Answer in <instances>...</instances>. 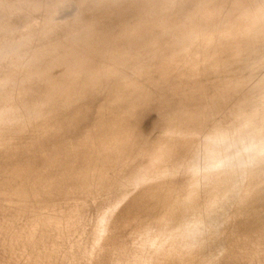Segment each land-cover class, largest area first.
Here are the masks:
<instances>
[{
  "label": "rangeland",
  "instance_id": "obj_1",
  "mask_svg": "<svg viewBox=\"0 0 264 264\" xmlns=\"http://www.w3.org/2000/svg\"><path fill=\"white\" fill-rule=\"evenodd\" d=\"M16 1L18 2L19 0H16ZM26 1L27 0H24L22 2V0H21L18 3L15 2V0L14 1L13 0L12 1L11 0L8 1L9 3H12L14 6L18 5V8L16 7L17 10L14 12V14H11L7 10L6 11L8 13L6 11L4 12L3 10H0V18H10L12 22H15V26H16V27L14 26L15 28H11V29H6V30L0 31V49H3L4 46L6 45L4 42H2L4 37L10 36V35H14V36L20 37L17 34L20 33V32H25V31H27V34H29V33L31 34L32 31L30 29H32L35 26L39 25V24H37L38 23L37 19L28 18L26 16H23L24 13H26V12H28V11L33 9L32 8L33 6H29V4H28L30 0L27 1V2ZM39 1H40L41 4H43V2L45 3L47 0H43V1L39 0ZM187 1L188 0L184 1V2L187 3V5L185 7L181 6V5L184 4V3H182L183 0L182 1L180 0V2L178 1L179 2V3L177 2L178 6L182 7V9L185 11L186 7L189 9V7L194 5V7L190 8L189 11L190 10L194 11L195 8L198 11L195 10L196 12L194 11L193 12L194 14L193 13L191 14V12L189 13L187 8H186V10L188 12L187 11H185V12L182 11L184 13V17L182 15L183 13L180 14V15L183 17V18L182 17L181 18L184 20V22H187L191 18L189 16V14H191L192 17H194V15L195 16L196 15L200 16V15L203 14L205 9L206 10L204 12V15H205V17L207 16L206 18L204 17V19H200L199 20L200 23L198 21L196 22L197 24L195 23V25H197L198 27L195 26L194 24H192V27L190 26L191 30L195 29L194 31H196L197 33H198V31H199V33L201 31H202V33H204L203 31H205L207 33H212L214 25H215L214 31H216L218 29L216 32H218L220 29L221 30L222 29L228 30V28L231 27L232 29L238 30V32L235 33V34H237L236 36L239 39H237L236 36L229 37L227 34H223L224 36H218V35L216 36L215 35L214 36L215 38L214 37L212 38V39H214L215 42L212 39L210 40V42L209 41H205L204 42V40L202 38H200L201 34L196 35L197 33H195L193 39H195L197 36L199 38H196L197 40L195 39V41L191 38L194 41V43L190 39H189L190 41H187L188 40L187 37H186L187 39L185 40L187 42H185L184 41L185 37H183V36H182V38L180 37V35H181L180 33L181 32L177 33V32L180 31V30L177 31L178 27L180 29V25H178V27H177L174 24V23H178L179 20L176 19L177 22H175L176 20H174V21L172 20L173 18L175 19V17L178 16L179 12H181V8L178 7V9L176 10L177 5L175 6V4H174L175 8L171 9L172 10V14L170 12L169 13L171 15H173L175 13V12L173 13V10H176V12H178V14L177 15L174 14L173 18L170 16L172 19L168 18V16L170 15V14L168 15V13H167V15H168L167 17H165V16L163 17L165 19L168 18V20H170L168 22H172L173 21L174 23L172 22L170 24H167L168 22H167V19H166V22H167V23L165 22L166 24L164 22L162 23V21H160V22L157 21L155 23L153 22V24H151L152 20L156 21L155 18L158 19V16H160V15L162 16V14H160V12H162V11H159V15L158 16L156 15V13H155L156 11H155L154 14L157 17L154 14L150 15V18L152 16L155 17V18L152 17L153 19L151 21H149V22L147 20L145 22H144V20H142L141 23H140V21H139L138 23L142 24V25H140V24H138L136 22V20H133V18H134L133 14H135V13L131 12L132 15L130 14L129 17L127 16V19H126L125 25H124V29H123V31H120V35L116 36V33L109 32L108 35L111 34L110 35L111 39L109 38V36L106 35L107 39L103 40L104 43H106L105 41H107L108 45H107V43L106 44L102 43V45L98 44L101 48H102V46H104L102 48V50H104V51H105L104 48H108L109 44H110V47H112L111 46V42H113L114 40L115 41L112 43L113 47L117 46V45H114V44L115 43L117 44V42H120V41H121L120 42L121 44H125V45H123L124 47L127 46V45L128 46L131 45V47H133V48L127 46L126 48L128 49V51H124L125 52L124 54L122 53L123 50H127V49L126 48H122L123 46L121 44H120L121 45L120 47L123 50L120 49L119 45H118L117 48H115L116 51L118 50L117 51L118 53L112 47L110 49H107L108 50V51L106 50L107 52L105 51L106 54L103 51V53H104L103 54V53L100 52L101 48L97 46V43L94 40H92V41L90 40L88 43H86L84 45H82L81 43H78V42H77V44L72 43L70 41V39H69V35H63L61 33L60 29H63V28H59V29H57V35H56V38H55V39H57L56 40V45H54L53 48L50 46V47H47V49H43V50H30V54L35 53L37 51H42L41 55H45V56L39 57V59H37V61L35 62V67H36V69H38L39 73L37 72V74L35 73L34 75H30L28 72H26L25 70H21V69L12 70L11 72L7 73V77L9 78V81H8L9 85L6 82L7 86L3 85V88L2 87L0 88V111L1 110L2 111L3 110H7V111L13 110V112L10 111L12 114L9 112V113H7L8 116H7V114H6V116L10 117L11 115H13V113L14 114L16 113V115L14 117L12 116L13 119H12V117H10L7 123H6V120L8 118L6 116H5L6 117L5 120L1 119L3 122L5 121L4 122L5 124H8V125H6V129L9 127V125H11L9 128L12 131L9 132V130H8V132L11 133V135H10L8 132L6 134V132L4 131L6 129H0L1 131H3L2 133L0 131V135L2 136L3 133H5L4 135L7 136V137L5 136L6 137L5 139L7 141L4 140V137H3L4 135L2 136L3 138L0 137L1 139H3V140L0 141L1 142L0 143V146H1L0 158L3 160V164L0 163V166H1L0 167V169H1L0 172L1 171L9 172L8 174H10V171H12L11 172L12 175L14 174L13 172L16 169H17V172H15V175H13V176L11 175V177H10V175H6V173H4V175H0V177H1L0 180L2 181V182L0 181V189H1L0 193L3 194L5 191L6 192L4 194L8 193L9 191L10 192H12V191L14 192V190H16L14 188H18L17 189L18 191H16L17 193L20 192V191L21 192L18 193V196L16 194H14L15 192L14 193L12 192L14 195L13 194L11 195L10 193H8L6 195L3 194L2 197H1V194H0V199L2 201V202H0V205H1L0 209L6 207V206L3 205V204H5V205L8 206L7 207L8 210H10L13 207V205H15V207H13V209L14 208H15V210L16 209L17 210L21 209V210H24V211H21V214L19 216H16L17 214L15 215L14 212L10 213L9 221H10L11 224L14 222L15 226L11 229V231L13 233H9L7 236H5L4 239H2L0 241V264H69V263L70 264H79V263L80 264L81 263L87 264L88 262H89L88 264H96V260H97L96 258H99L100 256H107L105 258L107 260H111V259H113L114 256L118 255V249L115 247V243L119 239V232L120 231L123 234L129 232L125 236V238H123L125 242H126V240H127V238H128L130 233H134L132 235L133 239H138L141 234H146L145 238H143L139 242L140 245L134 244V245H129V246L126 247L128 250H130V251H132L134 253L142 254L143 257H144L143 261H145V264H152V263L153 264H159V261H154L155 260V255H157V254H160V256L158 258V259H160V264H231V263L232 264H264V154H263L264 153V139L263 140H261V139L257 140V143H259V147H258L257 150H259V151H258V153L256 155L257 158L255 156L256 159L254 158V160L248 161L247 159L245 160L246 156L245 155L243 156V158L245 160L244 164H246V162H247L246 165L243 164V167H242V165H240V166L234 165L233 164V159L234 158L225 159V157L220 156L222 154V151L220 149L221 145H216L215 148H212V147H209L208 144L205 142V140L208 139V137H211L212 135H216L217 132L223 133V131H224V133L229 131L228 132L229 135L232 136L233 139H234V140H231L230 142H232V141L236 142V140L239 137L235 133H236L237 130L241 131V127H242V129L244 128L245 131L242 130V131H244V133L241 131L242 133H239V134H248L246 132H249V131L252 130L251 131L252 133L249 132L250 134L261 133V134L264 135V125H263L264 122L262 121L260 116L257 117V118L258 119L260 118L261 120H258V119L253 117L254 119L258 120V122H257L258 124H256V121L253 120V118H251L252 113L254 112L253 111L254 108L251 107L252 104H250V106H249V104L246 105V103H245V106H243L244 108H247V109L249 108L248 109V114H246L247 112L245 113L244 111H247V109L244 110V108H243V111L239 112L238 106L236 107V103L233 102L234 101V97H233L234 95L236 96L235 100H238L239 98L241 100V98H243V96L245 95L246 97L248 96L249 98L252 97L251 100L254 102V100L257 97V95L259 93L262 94V91H261V90H263L262 88L259 87L260 90L259 89L258 90L260 92L256 91L255 88H257L256 81L258 79L264 78V60H263L264 56H262V55H264V25H263L264 24V22H263L264 21V16H263V18H260L261 20L260 19L258 20L260 23L258 21H256L257 23L256 22L254 23L253 28H251V30L248 29V28H243V23H240L238 25V29H237V27L236 28L232 27V25L237 26V23H238V18L237 17L240 14V10H238L239 7L240 8L241 7H245V9L248 12H249L248 9L251 8L250 12H252V11H254L253 9H257V8L261 7V5L264 6V0H262V1L261 0H257V1L254 0L253 2H251L252 0H249L250 2H248L247 0H244V1L243 0H226L227 2L225 0H219V1L217 0V2H214L216 0H213V1L212 0H208V1L207 0H201L202 2L200 0H197L198 2L200 1L202 4L205 3L203 5H205V6L208 5L211 8L208 7V6L205 7L202 4L199 6V4H198V2L196 0H195V2H194V0H191V1L189 0L190 2H189V5H188ZM206 1H207V4H206ZM231 1L232 2L234 1V2L232 3ZM235 1H237V2L235 3ZM240 1H242V2H240ZM259 1H261V3ZM192 2H193V5H190V3L192 4ZM153 3H155L154 0H153ZM194 3L197 5V7H196V5ZM210 3L213 6H211ZM228 3H229V5H228ZM222 4H224V5H222ZM225 5H226V7H225ZM249 5H251V6H249ZM27 6H28V8H27ZM154 6H156V5L154 4ZM24 7H25L24 11H21L20 8H24ZM198 7H200V9H197ZM214 7H216V9ZM179 8H180V11H178ZM213 8H214L215 13L213 11ZM224 8H226V9H224ZM0 9H1V7H0ZM200 10H202V11L199 13ZM210 10H212V12H210ZM20 11H21V13H19ZM217 11H219V12H217ZM230 12H231L232 15L230 14ZM185 14L188 15L189 18H187V16ZM215 14L217 15L216 16L217 19L214 17ZM221 14H222L223 17L221 16ZM163 15H166V14H163ZM180 15L178 16L179 19H180ZM211 15H213L212 16V20H211ZM198 16H196V17H198ZM209 18H210V20L212 22L209 20ZM220 18H222V19H220ZM225 18L227 19L226 21H225ZM182 19H181V21H182ZM230 19H231V21H230ZM158 20H161V18L158 19ZM162 20H164V19H162ZM221 20H223V21H221ZM130 21H133V22L130 23ZM227 21H229V22H227ZM147 22L149 23V25H148ZM201 22H202V24H201ZM203 22H204V24H203ZM210 22H211L212 26H211ZM218 22H219V25H218ZM261 22H262V24H261ZM160 23H162V24H160ZM128 24H130L131 26L128 25ZM155 24H156V26H155ZM207 24L210 25V27ZM258 24H261V25H258ZM73 25L74 26H78L80 24L75 22ZM205 25H207L206 26L207 28L204 27ZM217 25L219 26V28H218ZM128 26H130V27H128ZM147 27L149 28V30H148ZM200 27H201V30H200ZM222 27H224V28H222ZM259 27H261V28H259ZM154 28H156L155 32H154ZM175 28H177V29L174 32H176V34L178 36L175 38V34H174V36L171 38V35H169V36L167 35L168 37H170V41H169L170 43L168 42V44H166L167 41L169 40V38L166 36L165 32H167V34H168V33H170V31H173ZM204 28L205 29L209 28L208 29L209 31L205 30ZM150 29H151V31L153 33L150 32ZM157 29H158V31H157ZM169 29H170V31H169ZM261 29L263 31H261ZM139 30H144V31L146 30V31L144 33H143V31L142 32L140 31L139 32L140 35H139L138 34ZM162 30H167V31H164V33H163L167 37V41H165V42L163 40H161V38H155L154 37V35L156 34V31L158 33L157 34L158 37L160 36L159 35V31H160L161 36L163 37V35H162L163 31ZM188 30H189V28H188ZM257 30H259V31H257ZM147 31H148V33H147ZM210 31H212V32H210ZM216 32L214 34H216ZM134 33H135V35H134ZM173 33H172V35H173ZM261 33L263 34V36H262ZM136 34H138V36ZM141 34H144L142 36H144L146 38L147 37L149 38V36H150L151 37V38H149L150 41H148L144 37L143 38L146 39L147 41H145L144 39L140 40ZM145 34L146 35L149 34V36H146ZM152 34H154V35H152ZM256 34H258V35L256 36ZM142 36H141V38H142ZM246 36H247V38H246ZM136 37L139 38V42L137 41L138 38H136ZM166 37L164 39H166ZM231 38L233 40L234 39L235 40L233 41ZM241 38H242L243 42H242ZM50 39H52V36H51ZM175 39L178 40V41H176ZM248 39H250V41ZM45 40H47V39H45ZM45 40H42V41L33 40L31 46L33 48H35V47H38V46L45 45V43H44ZM172 40L177 45L175 43L173 45H171L172 44L171 43ZM202 40H203V42H202ZM230 40L232 41V43L236 42V44L231 45L232 43L230 42ZM239 40H240V42H239ZM247 40H248V42H247ZM181 41L184 44L181 43ZM196 41H198L199 43L196 42ZM219 41L223 42V43L220 42L222 44V47H221ZM225 41H227V42H225ZM147 42L148 43L152 42L151 45H153V46H152V50L150 49L151 51L156 49L154 47V45L158 46V47L160 46L157 49H159V54H163V55H159L158 54L156 56V58H155L153 56L155 54L154 53L153 55L151 54L152 57H154V58H152V57L149 58V59H152V60L157 59V61L156 60L152 61V60H149L148 58H146L147 57L146 54L148 55V53H149V55H148V57H149V56H151L150 53H152L148 49L149 46L151 48V45H148V48H147ZM189 42H192L193 46H190L191 43H189ZM206 42H207L208 45L206 44ZM224 42H225V45H227V46H225V48L228 47V49H229V51L225 50V52L227 51L226 53H224V49H223L224 48L223 47ZM95 43H96V46H95ZM135 43H138V44L136 45ZM179 43H181V44H179ZM213 43L214 44L217 43V44L214 45ZM241 43H244V44H241ZM9 44L12 45L13 43H9ZM182 44H183L184 47H187V46H185V44L189 45L190 47L189 46L187 47L189 50L187 49L188 50L187 51L186 48L182 47L183 50L181 51V48L179 47V45L182 46ZM198 44H200L199 45V49L197 48ZM238 44H241L242 46L239 47ZM163 45H165V46L169 45L170 46V48H169V46H168V48L165 47L166 50L169 52V53L167 52L166 55H165V52H166L165 48L160 49ZM210 45H212V46H210ZM245 45L247 47H245ZM249 45H250V47H249ZM261 45H262V47H261ZM92 46H94V47H92ZM134 46H137V47L134 48ZM200 46H201V49H200ZM232 46H234V47H232ZM259 46L263 50L261 48H259ZM153 47H154V49H153ZM192 47L195 48L196 50L192 49ZM257 47L260 49V51H259V49ZM88 48L90 49V51L89 50L87 51ZM93 48L94 49L98 48L99 49L98 53H96L97 51L95 50L96 51L95 52ZM190 48H191V50H190ZM205 48H207V49H205ZM236 48H237L238 51H236ZM35 49H37V48H35ZM132 49L133 50L137 49L136 52H134L135 54H133V52H130V51H132ZM176 49L177 50L179 49V50L176 51ZM184 49H185L186 52L183 54ZM218 49H221V51L218 50ZM241 49L242 50L244 49V50L242 51ZM81 50H85L87 52H85V51L81 52ZM109 50H111L112 53L113 52L114 53L112 54L111 52H109ZM147 50L149 52H147ZM161 50H163L162 51L163 53L160 52ZM172 50L173 51L175 50V51L172 52ZM192 50H194V51H192ZM202 50H204L203 51V52H205L204 54H203ZM222 50H223V52H222ZM231 50H234V51H231ZM93 51H94V54H93ZM189 51H190V54H193V55H190L188 53L190 55L189 56L187 54V52H189ZM191 51H192V53H191ZM200 51H201V54H203V55H206L208 53V51H209V53H208L209 56H208V54L206 56L207 58L205 56H203V55L199 56ZM218 51L221 52V55H219ZM56 52H58L59 54L56 53ZM63 52H64V54L62 55ZM89 52H90L91 55L89 54ZM153 52H157L158 53V50L153 51ZM179 52H181L180 57H179V54H180ZM193 52H195L196 54L198 53L197 56ZM236 52H237V55H236ZM248 52H249V54H248ZM255 52L257 53L256 55H255ZM107 53L109 54V56L111 55L110 56L111 59L109 58ZM115 53L117 55H115ZM142 53H144V55ZM177 53H179V54H177ZM232 53H233V55H232ZM250 53H251V55H250ZM46 54L49 55V56H46ZM100 54H101L102 58L100 57ZM102 54L104 56H102ZM128 54H131L130 55L131 59L134 58V56L136 54H138L136 56L139 59L136 56H135V59H132L133 61L137 60V62L135 61L136 64L140 60V55H141V60H142L143 56L144 57L146 56L145 58L149 61L147 63H150V62L151 63L150 64H147V63L145 64V62L147 60L144 59L145 61L144 60H142V61L140 60V62L142 64L139 62L138 64H140V65L138 66V64H137V67L136 66L135 67L137 69L140 68V70H141V68H143L144 66H146V65L148 66L149 65L148 67L146 66V68H147L146 72L148 71L150 73L149 74L147 72V76L148 75L150 76L153 73L154 76L153 75L151 76V77H153L152 79L154 80V78L155 79L157 78V80H159L163 85H165L164 86L165 88L168 87L169 90H168V88L165 89L164 87H162L163 85L162 84L160 85L159 81H157L158 83H156V81L154 82L151 79H149L151 77H149V76L147 77L146 75H144L145 71H143V70H145V69L141 70L143 76L141 75L140 71H137L136 68L134 69L132 67L134 69V71H135L134 72L133 69L130 66H134L133 64L135 62H131V61H130L131 63L128 62L127 59L130 60ZM132 54L134 55L133 57H132ZM185 54H187V55H185ZM1 55H2V53H0V60H1ZM113 55L115 57V58L113 57L115 60L112 58ZM175 55L176 56L178 55V60L179 61H180L179 58H181V61L183 60V58H185L184 62L185 63L188 62L187 66L191 65L188 68H186V66H185L186 71L184 73H187V76H186V74L184 75V73H183L184 70L181 71V69H185L183 67L185 64L184 63H183V65H182V63H181V65H180V63L178 64V60H177ZM217 55L220 56V57L223 55V57H221V59H223V62H221L222 60L218 61V59L220 60V57H216ZM225 55L228 56V58L230 60L229 59H225V57H224ZM229 55L233 56V57L230 58ZM52 56H54V57H52ZM96 56L100 57L99 58L100 60L99 59L97 60L96 58H98V57H96ZM125 56H128V58L126 59ZM158 56H160V57H158ZM162 56H165V57L167 56V57L165 58V57H162ZM185 56L186 57L188 56V57L186 58ZM237 56H239V58H237ZM256 56L259 57V58H257ZM62 57H63V59H62ZM107 57L110 60L109 59L106 60ZM189 57H191L192 60L195 59V58L197 60L195 59V60L192 61L191 59H189ZM201 57H203V58H201ZM241 57H244V58H241ZM25 58L26 57H24L23 59H25ZM158 58H159V61H158ZM174 58H176L177 64L174 61H172V60H174ZM198 58H199L200 61L198 60ZM204 58H206V60H204ZM210 58H212L214 60L217 58L218 64L216 63L217 62L216 60L214 62L213 60H210ZM251 58L253 60H255V61H253ZM58 59H59V61H58ZM84 59H85V62H84ZM92 59H95V60L93 61ZM124 59H126L127 61L124 60ZM186 59H188L187 62L185 61ZM207 59L209 60V63L213 62V66L209 65L206 62V61H208ZM232 59H234V62L237 59H240L241 61L249 60L250 62L249 61H245L246 62V64H245V62L242 63L241 61L238 60L236 62H239V64L236 63V65H233V64H235L234 62H232L233 64H227L229 62L231 63ZM259 59H261V60H259ZM17 60H18V62L16 64H9V65H7L5 67L0 65L1 66L0 69L7 68L6 70H0V76L2 75L1 73H4V72L6 73L7 71L13 69L14 67L21 66L22 64L25 63L22 60V58H20V57H17ZM46 60L48 61L47 63H46ZM123 60H124L125 63L128 62L129 65L132 64V63L133 64L130 65L129 67H127L128 65H126V67H125V66H123L121 64V61L123 63ZM189 60L192 62V64H189L190 63ZM202 60H204V61H202ZM225 60H226L227 63L224 64ZM55 61H57L59 64L57 62H55ZM99 61H101V62H99ZM168 61H169V64L167 63ZM196 61L197 62H202V63H199V64L204 65L203 68H205L206 65L208 67L209 66H211V67L215 66L216 67V65H218L219 67L217 66L216 68L214 67L213 69L210 68V67H209V69L205 68L206 70H204V71L205 72L207 71L206 72L207 75L205 76L204 74H206V73H204L203 70H201L202 65L197 64ZM104 62L106 64V67H105V64H103ZM157 62H159L160 65ZM165 62L167 64H165ZM219 62H221L222 64L220 63L221 65H219ZM254 62H256V63H254ZM74 63H75V65H74ZM113 63H114V65H113ZM117 63L118 64L120 63L121 66H123V67H121ZM125 63H123V64L125 65ZM241 63H242V65H241ZM42 64H43V66H42ZM45 64H47V65H45ZM97 64H99V66ZM115 64L118 67L120 66V71L121 72L118 70L117 67H116L117 69L116 68L113 69L114 67H111L112 65L115 66ZM171 64L174 65V66L179 65L178 66L179 69H178V67H176V69H175L174 66L170 67ZM223 64H224V66H222ZM37 65H39V67H37ZM90 65L91 66L93 65L92 66L93 68L90 67ZM102 65H103V67H105V69L107 67H109L108 65H110V67L113 70H116L118 75L117 76L114 75L116 73L113 74V72L110 73L112 71V69L104 70ZM192 65H194V66H192ZM195 65H197L198 68H196ZM226 65H228L227 66L228 68L225 67ZM230 65H231V67H230ZM237 65H240V67L241 66L242 67L240 68ZM96 66L98 67L97 70H95ZM141 66H143V67H141ZM151 66H153L152 67L153 70L150 69ZM161 66H162V68H161ZM166 66H167V68H166ZM199 66H201V67H199ZM220 66H222L223 68L220 67ZM63 67H65V68L69 67V69H66V72L68 71L67 74H64L65 68L63 69L64 71L61 70ZM99 67H100V69H99ZM163 67H165V68H163ZM224 67L227 70L224 69ZM50 68H51V70H50ZM77 68H79V72L80 73H78ZM101 68H102V70H104V74H103V72H101ZM123 68L126 69V70L124 69L125 71H128L129 68L132 69V70H129L130 71V72L128 71L129 73L128 72H124V74H120L119 75V73H123L122 72V71H124ZM148 68H149V70H148ZM169 68H171V69H169ZM229 68H231L230 70H233V71L236 70L235 72L238 71L237 74H238L239 78H240V74L239 73L243 74V75H241L240 82L244 81L243 83L245 85L244 84L243 85L240 84V82L238 81L239 79L237 80L238 76L236 74H233L235 72H233V71L231 72L229 70ZM39 69H41V72L43 71L42 74H44V76H43L44 78H42V79H41L42 74H41ZM47 69H48V71H47ZM155 69H157V71H158V72L156 71L157 74H155V71H154ZM247 69H250V71L248 70V72H247L246 71ZM254 69L256 70L255 72H254ZM56 70H58V73L61 72V74H62V71H63V75L65 77L69 76V77L72 78V74L74 75V73H75L74 70H77L78 76L80 75V77H81V74L83 72V74H85L84 77L86 76V79L87 78L90 79V78L96 77V75H97L96 78H100V79H99V82H98V80L93 78L94 83H91V82H93L92 79H91L92 81L90 80V82L87 79L88 80L87 86L88 85L89 86L87 87L88 90L86 91V82H87V80L85 78L81 77L79 79L80 81L83 80V81H81V84H80V82L79 83L75 82L76 86L75 85L73 86V84H74L73 81H75V80L77 81L76 78H79L77 76L75 78V80H74V77H73L72 78L73 84H71L72 85L71 87H75V89L77 87L85 89L84 90L85 92H84V91H81L82 89L80 90L78 88V91L80 90L81 93H77L76 92L77 90H76L75 91L76 93L73 94L75 96H73L72 93L74 92L75 89L74 88L72 89L70 87V82H68V81H71V78H69L70 80H66V78L63 79V75L59 74L62 77V81L64 82L66 80L67 83L69 84V88L68 89L73 90V92L71 93V91H67L68 90L67 89L68 86H67V83L65 81L64 85L67 86L66 87L67 90L65 92H63V94H59L60 97L56 94V97L54 98V96H55L54 93H56V92H54L55 86L53 84H54V81H56L55 79L56 78L58 79V77H59V76H56V77L54 76L53 77V75H57V73H56L57 71ZM69 70H71L70 71L71 76H70ZM90 70H92V72ZM98 70H100L102 76H104L103 78L98 76V75H100V74H98V73H100ZM150 70H152L153 72L151 71L152 72L151 73ZM175 70L177 72L179 70L181 71L180 73L178 72L179 75H178V73H175V76H176V74H177V76H179L178 78H177V76L176 77L174 76L175 80H177V79L179 80V81H176V82H174L175 80H174V78H172L173 75H174V71ZM193 70L194 71L196 70V72H197V73L195 72L197 76L193 73L196 76V78H195V76H192L193 74L191 73V71H193ZM197 70H199L200 72H203L202 73L203 75L201 76L200 75L201 73L199 71H197ZM239 70L241 72H239ZM50 71H51V73H50ZM72 71H73V73H72ZM96 71L98 73H96ZM106 71L111 74V75H109V79H108V77H106L107 82H108V80H109V82L108 83L105 82L106 84H102L106 80L103 81L101 79H105V75L109 74ZM163 71H164V73H163ZM189 71H190L191 74L189 73ZM252 71H253V73L251 74ZM260 71H262V73H260ZM89 72L91 73V75H89ZM166 72H167V74H166ZM208 72H210V73L213 72V74L211 73L213 75V77H212V75L208 74ZM214 72L218 73V75L216 74V77H218V79H221V80H218L217 78L214 77L215 76ZM125 73H126V75H129L130 78L133 77L132 78V79H134L133 82L136 83L138 81V86L137 87H135L136 85L134 83L128 85V81H129V83H131V82H130L129 76H125ZM138 73H140L139 75H141V76L137 80L136 77H137ZM181 73H182V75H180ZM256 73H257V76H256ZM47 74L49 76H47ZM92 74H95V75L92 76ZM171 74H172V76H171ZM188 74H190L189 76H191V78H193V79L195 78L194 79L195 80L194 83H196L195 85L198 84L197 85L198 87L195 86L194 83H193V87L194 88L192 86H190V85H192L191 83L193 81H192V79L189 78ZM219 74H220V76H219ZM36 75H38V78H37ZM121 75H122V77H118V76H121ZM131 75H132V77H131ZM258 75H259V77H258ZM10 76H11V78H10ZM110 76H112V77H110ZM114 76L118 77V78H115L114 81H111V83L112 82L115 83V80H117L116 83H115V85H117V86H115L117 89L113 88L114 87V83H112L113 85L109 84L110 83V78H112L111 80H113ZM165 76H167V78ZM199 76H201L203 78V80H202V78L200 79ZM252 76H254V77H252ZM19 77L21 79H19ZM35 77L37 78V81L41 79L40 81L43 80V82H39L38 81L39 82L38 83L36 81ZM47 77H48V79H47ZM127 77L129 78V80H128ZM164 77L166 79L163 80ZM182 77H185V78H182ZM187 77L192 81L191 83L190 82L187 83L189 81ZM206 77H208V78H206ZM256 77H258V79ZM22 78L25 79V80H22ZM34 78H35V80L33 81ZM49 78H52V80L49 79ZM179 78H181V81L183 79L184 82L182 81V84H180L181 82H180ZM197 78H198V80H197ZM223 78H225V80H228V78H232L233 79V80H230L228 82H229V85H230L229 87H231V85L234 86V87L232 86L231 87L232 89L231 88L230 89H231V91L234 90L236 92L235 94H234L233 91H232L233 92L232 93L230 91V89H228L229 88L228 84H226L228 82L223 80ZM59 79L58 80L60 82L56 81L55 85L60 87L59 83L61 84L62 81H61V78H59ZM119 79L120 80L124 79L123 82L127 86H125L124 84H123V87H122L121 84L119 85V81H118ZM132 79H131V81H132ZM142 79L145 80V83H143ZM146 79L147 80H151V81L147 82ZM160 79H162L163 81L160 80ZM170 79L174 80V81H171ZM185 79H187V81H185ZM241 79H243V80H241ZM20 80H22L21 83H20ZM31 80L33 81V83H30V82H32ZM49 80H51V81L54 80V81H53V83H51V81H49ZM140 80H141V82H140ZM196 80H197V82H196ZM215 80L216 81H220L219 84H218V82L217 83L213 82ZM245 80H246V82H245ZM251 80H254V84H252ZM84 81H85V85H82V84H84ZM95 81L97 83H95ZM164 81H166V82H164ZM170 81H171V83H169ZM207 81L208 82L210 81L211 83L212 82L216 83V84H213L215 88L211 87L209 85L211 83L210 82L208 83ZM224 81L226 82L225 83L226 86H224V84L221 85V83L222 82L224 83ZM231 81L232 82L234 81V82L232 83ZM34 82H36L37 86H39V84H40V87L38 88V90H37V87L34 86L35 85ZM47 82L49 84L45 85V84H47ZM123 82H120V83H123ZM151 82H153L155 84H153ZM173 82L174 83H177V82L179 83L180 82V83H179V85L177 83L178 86L175 85V87H174L173 86L174 85ZM248 82H249V84H246ZM141 83H143L144 85L141 84ZM166 83L167 84L169 83L170 85L173 84L172 85L173 88H170L171 86L169 84L168 85L170 87L167 86ZM202 83H203L204 87H203ZM139 84H141V86H143L141 89H144V91H149L150 90L149 93L151 95L156 93L155 91L160 89L159 90V92L161 91L160 94L157 91L156 95H159V96L161 95L160 98L161 97H162V99L165 98L164 99L165 101L160 99L159 96L152 95V96H154V98H153L152 96L149 95L148 92H147V94H148V96H147V94H145L146 92L144 93L143 90H142V92H143L142 93L141 90H140L141 86H139ZM145 84H147V85L145 86ZM156 84H157L158 88L156 87ZM183 84H184L185 87L182 90ZM188 84H189L190 89H188L189 88L187 86ZM19 85L21 87H19ZM51 85H52V87L54 89L52 87H51V89H49ZM81 85H82V87H80ZM104 85L107 86V87H104ZM110 85L113 86V87H111V88H113L111 91L107 90V88L109 89L108 86H110ZM118 85L121 86L122 88L118 87ZM153 85H155V86H153ZM159 85H160V87H162V89L159 88ZM180 85H182V86H180ZM219 85H221V86H219ZM237 85L239 87H241L242 89L241 88L237 89L236 88ZM254 85H255V87H254ZM4 86H5V88L7 87L9 89L5 90ZM16 86H17V89H16ZM25 86H26L25 91L27 90L26 94H25V92H23ZM32 86H34V88H32ZM61 86H62V84H61ZM128 86L131 88V90L129 92L126 89V91H128V93L124 92V94L128 95L130 93L128 95V98L130 97L129 99H131L132 102H133V99L136 98V100H138L139 102L136 103L135 100H134L133 103L135 105H133V103H131V100L130 101H129V99L127 100V97H126V99L123 98L125 95L123 94L122 91L123 90L125 91L124 88H126V87L128 89H130ZM144 86H145L146 90H145ZM200 86H201V89H200ZM205 86L206 87L209 86V87L206 88ZM216 86L217 87L219 86V88L221 87V90L219 88L216 89L217 88ZM244 86L246 88H244ZM27 87L28 88L31 87L33 90L30 89V88L27 89ZM62 87H65V86H62ZM101 87H103L105 91L103 90V88L101 89ZM132 87H134L135 89L133 88L134 90H132ZM147 87H148L149 90L147 89ZM154 87L157 90H155ZM176 87H179V88L177 89ZM222 87L223 88L226 87V88L223 89ZM118 88H120L121 90L123 89V90L122 91L120 89L118 90ZM136 88H138V90H140V91L136 90ZM150 88H152V89L154 88V89L151 90ZM174 88L177 91L173 90ZM196 88H198V89H196ZM211 88L212 89L213 88L216 89L218 92H216V90H215V92H214L215 94H214L213 93L214 89L212 91ZM3 89H4L5 92L3 91ZM164 89L168 90V91H166L167 93L169 91L171 92L173 90L172 92H173L174 95L168 93L170 95H173V96H169L165 92L169 96V97L168 96L166 97V94L162 93V92H164ZM193 89L196 90V91H194ZM199 89L201 91H199ZM204 89H205L206 92L205 91L203 92ZM208 89H210V90H208ZM18 90H20V91H18ZM30 90H32V91H30ZM44 90L47 93L48 92L50 93V91L53 90L52 92H54V93L51 94L52 93L51 92L50 94H47V93H44ZM117 90H118V92L120 91L119 94L121 93V95L123 94L124 96L115 94V92ZM184 90H185V93L183 94L182 92H184ZM222 90L223 91L229 90L230 94L229 93H227L228 95L224 94L226 92L223 93ZM248 90L249 91L252 90V91L249 93ZM21 91L25 95H27L29 99L23 93L21 94L22 95V98H21V95H20ZM102 91H103V94H100V93H102ZM112 91H115V92L114 93H110ZM131 91H133V92H131ZM134 91H138V92L135 93ZM151 91H152V93H151ZM188 91H189V93H190V91L192 93L189 95ZM193 91H194V93H193ZM207 91L211 92V93L209 94ZM238 91L239 92L242 91V95L243 96H241V93H239ZM35 92H38L40 94L44 93L43 95L41 94L42 95L41 96L42 97L41 100L42 101H44V100L47 101L46 104H48L50 102L49 98H51L52 95H53V97L51 98V102L54 101V102H52L53 104L51 103L53 107L48 105L49 106V109H48L47 105H45L44 108H43V106L42 107L39 106V108H37L38 106L36 105L35 108L39 109L40 111H37L38 112L37 114L36 113L32 114L31 111L35 109L33 107V106H35V104L31 103V104H33V106H30L29 102H27V101H30V97L29 96H31V97L34 96L35 97V95H36ZM66 92H67V96H69V97L65 96ZM92 92H96V93H92ZM118 92H116V93H118ZM139 92H141L140 94L142 96L137 99V97L140 96ZM219 92L221 93V95L224 94V95H226L227 98L229 97L228 98L229 101H227L226 97H221ZM243 92H244V94H243ZM245 92H248V94L245 93ZM10 93H13V94L16 93L15 95L17 97H15L14 100L16 99L17 101L15 100L14 103H13V99L12 98L11 99H7V94H10ZM17 93H18V95H17ZM64 93H65V95H64ZM87 93H89V94L91 93V97L93 96L92 94H95L94 96H98L99 95V97H95L94 98V96H93L91 98V97H89V94H87ZM187 93H188V95H187ZM197 93H200V94L197 95ZM216 93L217 94L219 93V94L217 95ZM231 93L233 94V96H231ZM31 94H33V95H31ZM70 94H71V97H70ZM78 94L79 95L82 94L81 96L83 97V99L81 98V96L80 97L78 96L79 97L78 98L77 97ZM111 94H114V96L116 95L115 98H114V96H112L113 98L110 97ZM135 94L138 95V96L136 97ZM204 94H205V97L207 96L206 98L204 97ZM213 94H214V97H212ZM45 95L48 96L47 98L49 99V101H48L47 98L44 97ZM84 95H86L87 98ZM101 95H103L104 97L101 96ZM183 95L186 96V97L184 96L185 97L184 99L182 98ZM215 95H216V97H215ZM100 96H101V98H100ZM108 96L111 99H109ZM143 96L150 97L153 100L149 99V101L151 100V101H153V102L155 101V102L154 103L153 102H148V99L143 97ZM219 96H220V99L223 102V104H225L224 103L225 101H227L228 103L226 102L227 104L220 105L222 102L220 101V104H219V100H220ZM23 97H25L27 100H25ZM61 97H63V98L66 97L65 100L67 99L66 101H68V103L65 104L63 107H61L60 103L58 104V100H55L57 98L60 99ZM72 97H73V99H75V101L72 99ZM76 97L80 100V102L77 101L78 99H76ZM84 97L86 98L87 101H85ZM105 97L108 98L109 100H111L109 102L108 106L106 105L108 103V100H105L107 103L105 101H103V99H106ZM142 97L145 98L146 100L143 99ZM171 97H173V101H172ZM178 97H179V100H178ZM20 98L22 100H20ZM93 98L96 99V100H94ZM97 98L99 99V101L97 100ZM157 98H159L163 102L160 101L161 103L157 104V102H159V100ZM167 98H171V99H167ZM187 98H188V100H187ZM222 98H224L225 100L224 99L222 100ZM230 98H232L233 101H231ZM100 99H101V101H100ZM139 99H142V100H139ZM10 100H12V103L10 102ZM23 100H25L26 103H28L27 106L25 105L26 108L24 106V104H25L24 102L25 101L22 102ZM125 100H127V102ZM181 100H183V101H181ZM211 100L214 103L217 100L216 103H218L221 107H218L219 105L217 106L216 103L214 104ZM31 101H32V99H31ZM55 101L57 102L56 104H58L57 107H56L57 109L54 108L55 107L54 105H56ZM81 101H82V103H81ZM142 101H143V104L146 105V108H144V105L142 104ZM144 101L145 102L147 101L151 107L155 108V105H153V104H156L157 106H160V110H162L164 108L163 110L166 109L167 111H170V113L167 112V111H165L166 113H164L162 111L163 113L161 112L158 115L157 114L158 113L157 109L159 110V107L156 106L157 109L155 108V110H156L155 111L154 108L151 109L149 105H148L149 106L148 107L147 106L148 103H145ZM171 101L172 102L175 101L174 102L175 106H177V105H179L181 103V105L179 107L177 106L178 109L181 107V109H179L180 112H179V110L175 109V106L173 105V103H171ZM205 101H207V104H206ZM256 101H258V100L256 99L255 102ZM7 102H9V103H7ZM20 102L22 104L23 103L24 104L22 105ZM69 102H71L72 104L71 103L69 104ZM197 102H199V103H197ZM229 102L233 103V104H230V107L231 106L233 107L234 104H235V107L234 108L231 107L229 110L226 111L225 109H226V107L228 109ZM18 103H19V106H18ZM20 104H21V108H20ZM44 104H45V102H44ZM91 104H92V106L90 108ZM165 104L167 106H164ZM198 104H200L202 107H206V108H207L206 105H208V107H209L208 110L211 111L210 115H212V116H210L209 113H207L208 110L206 108H202ZM211 104L213 106H210ZM67 105H69V106H67ZM99 105H101V106H99ZM111 105H112V107H111ZM137 105H139V106H137ZM168 105L170 106V110L168 109L169 108ZM184 105H185L186 108H183ZM203 105H205V106H203ZM238 105H239V103H238ZM10 106H11V109H5L4 108V107H10ZM130 106H131V108H130ZM162 106H164V107H162ZM187 106L188 107L190 106L189 107L190 109L194 106L195 109L192 108L193 110L192 109L190 110L189 108H187ZM14 107L16 108V111H15ZM18 107L21 110L24 108V110L21 111L19 109L17 111ZM30 107H32V108H30ZM67 107H69V109H67ZM100 107H101L102 110L100 109ZM136 107H138V108H136ZM141 107L143 109H145V110H148V111L152 110V111H150L151 114H149V112L147 111L148 114H146V118L147 119L145 118L146 119L145 122L143 121L145 116H143V109L141 110ZM161 107H162V109H161ZM63 108H65V109H63ZM50 109H52L51 111H53V110L54 111L51 112ZM58 109H59V111H60V109L64 110V111L66 109L67 110L65 112L61 111V113H62L61 114L58 111ZM185 109H187V112L190 110L195 116L192 115V113L190 111H189L190 113L188 112V114H187V112H184V111H186ZM214 109L216 111L217 110L218 111L216 112ZM231 109H232V111H230ZM233 109H238V110L236 112V110L233 111ZM145 110H144V115H145V113H147V112H145ZM19 111H21L22 114L19 115V113H21ZM134 111H136V112H134ZM137 111H138V113H137ZM139 111H140V113H139ZM222 111H223V113L220 114ZM228 111H230L231 113L232 112L233 113L236 112V117L235 118L237 119V117H238L237 121L240 119L242 121V123L245 124V126H244V124L240 125V122H241L240 120H239L240 122L238 121L239 122V124H238L237 121H235L236 120L235 118H233L232 122H228V121L225 122V119L227 117H231V118H227L226 120H229V119L231 120L232 116H233V113L231 115V113H229ZM251 111H252V113H251ZM172 112H174V113L171 114ZM199 112H200L201 115L199 114ZM224 112L225 113L228 112L229 115L226 116V114H227L226 113L225 114V118L222 119L221 117L224 116L223 115ZM168 113L170 114L171 118L169 117ZM217 113H219V114H217ZM239 113H240V115L237 116ZM249 113H251V115ZM17 114H18V116H17ZM130 114H131V116H130ZM134 114L137 115V117L134 116ZM138 114H141V115L139 116ZM152 114L155 115L156 117L153 116ZM156 114L159 117H157ZM162 114H164V115H162ZM165 114L168 115V116H166ZM186 114L188 116H184ZM190 114H191V116H190ZM202 114H203V117L205 116L204 117L205 119L207 118L206 120L203 118V121H202V117H199V116H202ZM172 115H174L173 116L174 119L171 120V121H168L169 119H172ZM206 115H208V117H206ZM214 115H215V117L217 119L215 117L213 118ZM41 116H43L42 119H41ZM126 116L130 117L131 119L126 117ZM240 116H242V117H240ZM247 116H249L250 118L249 117L247 118ZM164 117H165L166 120L168 119V117H169V119L166 121L164 119ZM261 117H264V114ZM19 118H21V119H19ZM38 118H40V120ZM151 118H153V119H151ZM160 118L161 119L163 118V120H161ZM208 118L211 119L212 121L215 120L216 122L215 123L213 122V124H212V121L211 120L208 121ZM241 118L244 119V120H242ZM156 119H159V120H156ZM218 119L222 120L221 124L224 123L222 126L224 127V125H226L224 128H227V130L224 129L222 131L221 125L218 126V124H220V121H218ZM247 119L249 120V123H251L249 125L250 126L251 125L254 126V127L252 126V129L248 128ZM251 119H252L253 122L251 121ZM154 120L156 122H154ZM2 121H0V124H2L1 127L3 125H5L4 123H2ZM10 121H11V123H9ZM158 121H159V123H158ZM244 121H246V123ZM40 122H42V123H40ZM167 122L168 123L172 122V123L169 125ZM208 122H211L210 126L208 125L209 124ZM234 122L237 123V124H234ZM155 123L157 125L161 124V126L159 125V126L155 127L154 126V125H156ZM164 123H166V125ZM202 123H204L203 124L204 127H205V124H207V128L206 127L204 128L203 126H201ZM229 123H232V125L231 124H230L231 126L227 125ZM23 124H24V127H23ZM246 124H247V126H246ZM259 124H261V125L259 126ZM162 125H164L165 129H163ZM211 125H212V127L214 129L211 127ZM234 125H237V127L235 126V128H237L236 130H233V128H234L233 126ZM238 125H240V126L238 127ZM15 126H16V128L18 127V129H16ZM152 126L154 128H156V129L152 128ZM166 126H168V128ZM227 126L229 127L230 130L232 129L233 131H235V133L232 130L231 131L233 133L230 130H228ZM158 127H160V128L162 127V128L160 129ZM201 127L204 128V130H206V132L204 130H203L204 131L203 132L201 130L202 129ZM210 127L213 130L210 129ZM13 128H14V131H13ZM157 128H158L159 131L157 130ZM21 129H22V131H21ZM218 129L220 131H222V132H220ZM17 130H18V132H15ZM19 130H20V132H19ZM207 130H209L210 132L207 131ZM247 130H249V131H247ZM156 131H158V132H156ZM213 131H214V134H213ZM12 133L14 135H12ZM83 134H84V137L83 136L81 137V135H83ZM231 134H233L236 137L234 138V136L231 135ZM11 136H12V138H11ZM68 136H69V138H68ZM78 136H80V137H78ZM56 137H60V138L56 139ZM73 137H74V139H70V138H73ZM200 137H201V139H200ZM49 138H51V139L53 138L52 141ZM45 139L47 141L49 140L48 144L49 143H53L52 146H50V144L48 145L46 143L47 141ZM60 139H62V140H60ZM75 139H77V140H75ZM53 140H55L57 142H55ZM198 140L199 141L202 140L204 142H202V141L198 142ZM60 141H62V142H60ZM254 141L255 140H253L252 142H254ZM54 142L58 146H56V144H54ZM65 142H66V144H65ZM96 142H97V144H96ZM32 143L35 144V145H33ZM36 144L37 145L39 144L38 146L41 148V150H43V152L40 150V148H36V149L40 150V153H39L38 150L34 149L35 147H38V146H36ZM43 144L45 146L48 145L47 146L48 148L52 147L51 149H53L55 147L56 148H55V150H51V149H48V148L47 149L46 148L42 149L43 147H45V146H43ZM114 145H115V147H113ZM65 146H67V147H65ZM60 147H62V148L60 149ZM57 148H59V149H57ZM112 148H115V149L112 150ZM119 148H120V150H119ZM31 149H32V151H34V150L35 151L32 152ZM99 149H102V150H99ZM213 149H215L216 151H214ZM58 150H59L60 153L57 152ZM114 150H116V151L118 150L116 153H118V154L121 153V154L117 155ZM29 151H31V153H29ZM36 151H38V152H36ZM50 151L53 152V153H50ZM54 151L57 152L58 154L55 153ZM41 152H42V154H41ZM33 153L34 154L36 153L37 155L35 154L36 155L35 156ZM54 153L56 154V156L54 155V158H53L52 155ZM65 153H66V155H65ZM27 154H29V156H27ZM39 154H41V155H39ZM5 155H6V158L4 157ZM7 155L8 156L10 155L9 159H11V160H9L10 161L9 164L6 163L7 162L6 159L8 160ZM42 155H44V156H42ZM1 156H3L4 159ZM41 156L42 157H46V158L45 159L42 158V160H41ZM51 156H52V158H51ZM114 156H116V157H114ZM105 157H106V159H105ZM34 159L36 161V166L37 167L39 166L38 168H40L41 166L42 167L44 166V168L37 169V167L34 166V164H35L34 163ZM46 159H48V160H46ZM51 159H53V161H51ZM44 161L47 164L43 163ZM0 162H1V160H0ZM51 162H52V164H51ZM63 162L67 163V164H59V163H63ZM4 163L7 166L4 165ZM75 163H77V164L79 163L78 165H80V166H78ZM30 164L33 165V166H31ZM53 164L54 165L56 164L55 168L52 167V166H54ZM28 165L30 167H32L33 169H29L30 167H28ZM60 165H64V167L66 165V168L68 170L66 171V168H63V166H60ZM17 166H18L19 169L16 168ZM246 166H248V167H246ZM3 167H5L4 168L5 170L3 169ZM34 167H35V169H34ZM10 168H12V170ZM58 168H60V169H58ZM6 169H7V171H6ZM36 169H37L38 172L36 171ZM259 169H260V172L258 173ZM54 170H56V171L59 170V172H56V171L53 172ZM49 171H52V172L50 173ZM39 172H40V174H42V176L39 174ZM60 172H62L63 176L65 174V176H66L65 180H62L63 176L61 175ZM49 173H50L52 178L50 177ZM57 173L60 174V175H56ZM31 174H34L35 177H33L34 175H31ZM38 174L41 177H38L39 176ZM53 175H55V176H53ZM8 176H9V178H8ZM16 176H17V178H16ZM45 176H46V178L47 177L49 178V179H46L47 182L44 179ZM61 176H62V178L60 179ZM65 176H64V178H65ZM29 177L31 178V180L29 179ZM54 177L58 181L55 180ZM115 177H116V179H115ZM32 178L33 179L35 178V179L32 180ZM27 180H28V182H26ZM60 180H62V182H60ZM33 181H35V182L33 183ZM12 182H13V184H12ZM29 182L32 183V184H30ZM55 182H57V183H55ZM28 183H29V186H28ZM61 183H62V185H61ZM19 184H20V186L24 185L23 188L18 186ZM75 184H76V186H75ZM10 186H11V188H10ZM64 187H66V188H64ZM2 190H4V192H2ZM39 190H40V192H39ZM32 191L34 193V196L36 194V197H31L32 199L30 200V196H33L32 195L33 193H31ZM23 192L24 193L26 192L25 194L28 195V196H25V194ZM38 193H39V195L44 194L43 197L41 195L37 199ZM80 193L82 194V196H81ZM21 194H23V196H21ZM7 195L8 196L11 195L12 197H17L18 200L20 199L21 202H19L17 200V198H14L15 201H13L14 199H12L11 196H9V200L11 199V201H13V202L10 201V203H9L10 206H9L8 203H3L4 201L6 202L8 200V198H7L8 196ZM19 197H23L24 200L19 198ZM27 197H29V198L27 199ZM25 198H26V200H25ZM2 199H4V200H2ZM74 199H75V201H73ZM29 200H30L31 203H28ZM23 201H24V203H23ZM25 202H27V204ZM68 202H69V206L67 207ZM70 202H71V204H70ZM84 203H85V205H84ZM17 204L20 205V206H18ZM29 204H30L31 207L29 206ZM104 204H106V206H108L109 209ZM22 205H25V206L23 207ZM33 205H35V206H33ZM86 205L88 207H86ZM111 205H112V207H111ZM18 207H19V209H18ZM20 207H23V208H20ZM25 207H27V208H25ZM36 207H38L37 210H35ZM104 207H106V208H104ZM84 208H86V211H85ZM87 208L90 209L91 211L88 210ZM92 209H93V211H92ZM110 209H111V212H110ZM1 211H5V210L1 209ZM81 212L82 213H86V215L89 214V215H87L88 217H86V215L82 214ZM102 212L104 214L107 213V215H109L108 216V220H106L107 223H104V225L108 224L107 226H105V228L115 229L116 231H114L113 233H110V234L109 233L104 234L105 232L103 231L102 234H101V237H100L102 241L100 239H98V240H100L98 242V244L94 243L95 245H93L92 244L93 243V240H92L93 239L92 238L93 234L91 235V233L95 230V227H94V229L91 228V227H92V225H95V224L92 223V222L97 220V219H102L103 218ZM19 213H20V211H19ZM90 213H91V215H90ZM80 215H84L87 219L89 218L88 220L86 219L87 225H86V223H84L85 227L83 226V224H79V223L78 224L77 223L73 224V223H71V225H70V223L67 222V220L71 219L72 217L75 218V217L80 216ZM27 216H28V218H27ZM90 216H91V218H90ZM22 217H23V219H22ZM30 217H32V218H30ZM21 219H22V222H21ZM132 219H136V220L131 221ZM61 220H63V222L65 221V222L62 223ZM89 220H91V221H89ZM88 221L90 223H88ZM66 222H67V224H66ZM15 223L18 224V225H16ZM59 224H60L61 227L58 226L59 227L58 228L56 225H59ZM90 224H91V227H90ZM17 226L19 227V229L17 228ZM78 227H80V228H78ZM89 227H90V229H89ZM75 228H76V230H78L77 234H75V232H76ZM81 228L83 230L87 229L86 231H84L85 234H83L82 236L88 237L90 241L92 240V243L88 239H86L87 240L86 242L83 241L82 239L78 240V236H80L79 234H80V232L82 230ZM73 229H74V231H73ZM79 229H81V230H79ZM39 231L41 232L40 236H42V237L38 241L34 242V239L32 240L31 238H34L35 236L39 235L40 234ZM89 231H90V233H87ZM67 232H68V234H67ZM73 233L75 234L74 236H73ZM33 234H35V235H33ZM61 234L63 235V237H62ZM31 235L34 236V237H31ZM69 236H70L71 240L74 241V242L70 241V238H68ZM0 237H1V235H0ZM55 237H57V238L55 239ZM113 237H117V240H115L113 242V244L108 247L107 250L110 251L109 254L107 252H105V251H102L103 248H105L106 246H108L110 244L109 240L112 239ZM60 238L61 239L63 238L62 239L63 242H61L62 244L59 242L61 240ZM172 240H179V242H181V243L176 245L175 242H171ZM164 241H167V242L162 244V242H164ZM205 242L207 243V245H206ZM90 243L95 248H93L92 245H90V248H88ZM167 243H169V244L165 245ZM28 244H30V245H28ZM36 244H39V246H36ZM65 244H66V246H65ZM75 244H76V246H74ZM13 245H15V246L17 245V246L15 248H13ZM31 245H34L35 247L31 246ZM84 245L86 246V249H85V247H83ZM41 246H43V247H41ZM63 246H65V247H63ZM142 246H147V249L142 248ZM33 247H34V249H33ZM66 247H67V251H66ZM23 248H24V250H23ZM91 248H93L94 252H95V253H93V250H92V252L90 253L92 255V257L94 256V258L89 256L90 255L89 252L91 251ZM21 250H23L24 252L26 251V253L23 254L21 252ZM84 250H86V251H84ZM87 251H88V253H86ZM49 252H52V253H49ZM56 252H58V253H56ZM70 252H72V253H70ZM182 252H183V254H182ZM85 254H87V255H85ZM62 257H63V259H62L63 261L60 260V258H62ZM81 257L82 258L84 257V259L90 258L89 259L90 261H88V259H87L86 262L85 261L82 262L81 261L82 260ZM176 257L178 258V260L176 262H174V259ZM65 259H66V261H65ZM92 261H94V262L92 263ZM136 263L144 264L143 262H136Z\"/></svg>",
  "mask_w": 264,
  "mask_h": 264
},
{
  "label": "bare ground",
  "instance_id": "obj_2",
  "mask_svg": "<svg viewBox=\"0 0 264 264\" xmlns=\"http://www.w3.org/2000/svg\"><path fill=\"white\" fill-rule=\"evenodd\" d=\"M8 1H9V0H0V7H1L0 10H3L4 12L7 10V11L10 12L11 14H14V12H15V11L17 10V8H18V5H17V6H16V5L14 6L12 3H9ZM11 1H12V0H11ZM13 1H14V0H13ZM19 1H21V0H19ZM19 1H18V2H19ZM23 1H24V0H22V2H23ZM27 1H29V0H27ZM27 1H26V2H27ZM42 1H43V0H42ZM154 1H155V3H153V0H47L45 3L43 2V4H41L39 0H30L28 4H29V6H33V7H32L33 9H32V10L29 9L30 11L24 13L23 16H26V17H28V18H35V19H37V20H38V23H37V24H39V25H37V26H35L34 28L30 29V30L32 31L31 34H30V33L27 34V31H25V32H20V33L17 34V35L20 36V37H17V36H14V35H10V36H6V37L3 38L2 42H4L6 45L4 46L3 49H0V53H2V55H1V60H0V65L3 66V67H5V66H7V65H9V64H16V63L18 62L17 57L22 58V60H23L25 63L22 64L21 66H16V67H14L13 69L7 71L6 73H5V72H4V73H1L2 75L0 76V88H1V87L3 88V85H6V84L8 83L9 78L7 77V73H8V72H11L12 70L21 69V70H25V71L28 72L30 75H34L35 73L37 74L38 69H36V67H35V62L37 61V59H39V57H41V56H45V55H41L42 51H37V52H35V53L30 54V50H43V49H47V47H50V46L53 48V46L56 45V40H57V39H55V38H56V35H57V29H59V28H63V29H60V30H61V33H62L63 35H69V39H70V41H71L72 43L77 44V42H78V43H81L82 45H84V44L88 43L90 40H91V41L94 40V41L97 43V46L100 47L98 44H101V45H102V43H104L103 40L107 39V38H106V35L109 36V38H110V35H111V34L108 35L109 32L116 33V36L120 35V31H123V29H124V25H125V21H126V19H127V16L129 17V15L131 14V12L136 14V15L133 14V16H134V18L132 17L133 20H136L137 23L140 21V23H141L142 20H144V22H145L146 20L149 22V21H151L153 18H155V17H153V16H152L153 18H152V17L150 18V15H153L155 11H156L155 13H156L157 16L159 15V11H162V12H160V14H162V16H161V15L158 16V19L161 18V20H158L157 18H155L156 21H153V20H152L151 24H153V22L155 23V22H157V21H159V22L162 21V23H163V22L165 23V22H166V19H167V22H168V21H170V20H168V18L172 19L173 16H174V14H176V15L178 14V12H176V10L178 9V7H180V6H178V3L180 2V0H174V1H173V0H154ZM178 1H179V2H178ZM181 1H182V0H181ZM184 1H185V0H183V2H182V3H184V4L181 5V6H183V7H185V6L187 5V3L184 2ZM190 1H191V0H190ZM190 1H189V0L187 1V2H188V5H189V2H190ZM196 1H197V0H196ZM200 1H201V0H200ZM200 1H199V2H200ZM207 1H208V0H207ZM207 1H206V4H207ZM212 1H213V0H212ZM218 1H219V0H218ZM225 1H226V0H225ZM243 1H244V0H243ZM247 1L250 2L249 0H247ZM253 1H254V0H252L251 2H253ZM256 1H257V0H256ZM261 1H262V0H261ZM261 1H259V2L261 3ZM15 2H17V1L15 0ZM18 2H17V3H18ZM22 2H21V3H22ZM175 2H176V3L178 2V3L176 4ZM194 2H195V0H194ZM197 2H198V1H197ZM197 2H196V3H197ZM199 2H198V4H199V6H200V5L202 4V3H201L202 1H201L200 3H199ZM203 2H204V1H203ZM214 2H217V0L214 1ZM222 2H223V1H222ZM226 2H227V1H226ZM231 2H232V1H231ZM233 2H234V1H233ZM233 2H232V3H233ZM236 2H237V1H235V3H236ZM240 2H242V1H240ZM24 3H25V2H24ZM182 3H181V4H182ZM185 3H186V4H185ZM208 3H209V2H208ZM232 3H231V4H232ZM235 3H234V4H235ZM243 3H244V2H243ZM246 3H247V2H246ZM154 4H155L156 6H154ZM174 4H175V6L177 5V8H176V10H173V13H174V12H175V13H174L173 15H171V14H172V10H171V9H174V8H175ZM194 4H195V3H194ZM203 4H205V3H203ZM203 4H202V5H203ZM210 4H211V3H210ZM210 4H209V5H210ZM219 4H220V3H219ZM219 4H218V5H219ZM239 4H240V3H239ZM252 4H253V3H252ZM179 5H180V4H179ZM190 5H193V2H192V4L190 3ZM195 5H196V4H195ZM222 5H224V4H222ZM228 5H229V3H228ZM260 5H261V4H260ZM260 5H259V6H260ZM203 6H205V5H203ZM203 6H202V7H203ZM206 6H208V5H206ZM206 6H205V7H206ZM211 6H213V5L211 4ZM214 6H215V5H214ZM216 6H217V5H216ZM239 6H240V5H239ZM241 6H242V5H241ZM249 6H251V5H249ZM249 6H248V7H249ZM257 6H258V5H257ZM16 7H17V8H16ZM188 7H189V6H188ZM192 7H194V5L191 6V7H189V9L192 8ZM196 7H197V5H196ZM208 7H210V6H208ZM219 7H220V6H219ZM221 7H222V6H221ZM225 7H226V5H225ZM237 7H238V6H237ZM253 7H254V6H253ZM27 8H28V6H27ZM30 8H31V7H30ZM180 8H181V12H179L178 16H179L180 14H182L183 12L187 11V10H186L187 7L185 8V11L182 9V7H180ZM180 8H179L178 11H180ZM203 8H204V7H203ZM203 8H202V9H203ZM210 8H211V7H210ZM214 8L216 9V7H214ZM214 8H213V11H214ZM20 9H21V11H24L25 7H24V8H20ZM20 9H19V10H20ZM187 9H188V8H187ZM189 9H188V11H189ZM193 9H194V8H193ZM197 9H200V7H198ZM224 9H226V8H224ZM237 9H238V8H237ZM250 9H251V8H250ZM250 9H248V10H249V12H248V11L245 9V7H241V8L239 7L238 10H240V14H239V16L237 17V18H238L237 26L232 25V27H234V28L237 27V29H238V25H239L240 23H243V28H248V29L251 30V28H253L254 23H255L256 21H258L260 18H263V16H264V6L261 5V7L257 8V9H253L254 11L251 10L252 12H250ZM157 10H158V11H157ZM195 10H196V8L194 9V11H195ZM203 10H204V9H203ZM205 10H206V9H205ZM205 10H204V12H205ZM222 10H223V9H222ZM7 11H6V12H7ZM21 11H20L19 13H21ZM182 11H183V12H182ZM188 11H187V12H188ZM194 11L190 10L189 13L191 12V14H192ZM196 11H198V10H196ZM196 11H195V12H196ZM201 11H202V10H200L199 13H200ZM220 11H221V10H220ZM232 11H233V10H232ZM8 12H7V13H8ZM157 12H158V13H157ZM169 12H170L171 14H170ZM204 12H203V14L200 15V16L196 15V16H198V17H196L195 15H194V17H192L191 14H189V16H190L191 18H190L187 22H184V20L182 19V18L184 17V13L182 14L183 17L180 15V19H179L178 16L175 17V19L173 18V19H172L173 21L176 20V19L179 20L178 23H174L173 21H172V22H173L177 27H178V25H180V29H179V27H178V29L175 28L173 31H170V29H169V31H170L171 34H170V33L167 34V32H165V33H166V36H167V35H168V36L171 35V38H172V37L174 36V34H175V38H176L178 35H177L176 32H174V31H176V29H177V31L180 30V31L177 32V33H180V32H181V33H180V34H181L180 37H181V38H182V36L185 37V38H184V41L188 38L187 41H190V40H191V41L194 43L195 39H196V38H199V37L197 36L195 39H193L195 33H197V32L194 31L195 29H194V30H191V27H192V24L195 25V23H196L197 21L199 22L200 19H204V17H205ZM210 12H212V10H210ZM217 12H219V11H217ZM222 12H223V11H222ZM226 12H227V11H226ZM226 12H225V13H226ZM233 12H234V11H233ZM167 13H168V15H169V14H170V15L168 16ZM214 13H215V11H214ZM236 13H237V12H236ZM163 14H166V15H163ZM186 14H187V13H186ZM186 14H185V15H186ZM193 14H194V13H193ZM197 14H198V13H197ZM230 14H231V12H230ZM237 14H238V13H237ZM18 15H19V14H18ZM131 15H132V14H131ZM154 15H155V14H154ZM156 15H155V16H156ZM176 15H175V16H176ZM226 15H227V14H226ZM231 15H232V14H231ZM235 15H236V14H235ZM157 16H156V17H157ZM164 16H165V17L168 16V18L165 19V18H163ZM170 16H171L172 18H171ZM186 16H187V18H189L188 15H186ZM212 16H213V15H211V20H212ZM216 16H217V15L215 14L214 17L216 18ZM221 16H222V14H221ZM181 17H182V18H181ZM206 17H207V16H206ZM206 17H205V18H206ZM214 17H213V18H214ZM222 17H223V16H222ZM233 17H234V16H233ZM226 18H227V17H226ZM226 18H225V21L227 20ZM231 18H232V17H231ZM162 19H164L165 21L162 20ZM181 19H182V21H181ZM216 19H217V18H216ZM220 19H222V18H220ZM177 20H176L175 22H177ZM209 20H210V18H209ZM211 20H210V21H211ZM260 20H261V19H260ZM128 21H129V20H128ZM201 21H202V20H201ZM219 21H220V20H219ZM221 21H223V20H221ZM230 21H231V19H230ZM75 22L79 23L80 25H78V26H74L73 24H74ZM131 22H133V21H130V23H131ZM148 22H147V23H148ZM159 22H158V23H159ZM167 22H166V23H167ZM172 22H168L167 24H170V23H172ZM206 22H207V21H206ZM211 22H212V21H211ZM211 22H210V24H211ZM227 22H229V21H227ZM232 22H233V21H232ZM258 22H259V21H258ZM263 22H264V21H263ZM140 23H138V24H140ZM162 23H160V24H162ZM166 23H165V24H166ZM199 23H200V22H199ZM207 23H208V22H207ZM256 23H257V22H256ZM259 23H260V22H259ZM135 24H136V23H135ZM156 24H157V23H156ZM156 24H155V26H156ZM196 24H197V23H196ZM201 24H202V22H201ZM203 24H204V22H203ZM235 24H236V23H235ZM261 24H262V22H261ZM261 24H258V25H261ZM128 25H130V24H128ZM140 25H142V24H140ZM148 25H149V23H148ZM172 25H173V24H172ZM172 25H171V26H172ZM198 25H199V24H198ZM207 25H208V24H207ZM207 25H205L204 27H206ZM218 25H219V22H218ZM218 25H217V26H218ZM227 25H228V24H227ZM263 25H264V24H263ZM14 26H15V22H12L10 18H0V31H2V30H6V29L15 28L16 26H15V27H14ZM126 26H127V25H126ZM130 26H131V25H130ZM130 26H128V27H130ZM134 26H135V25H134ZM190 26H191V27H190ZM195 26H197V25H195ZM199 26H200V25H199ZM202 26H203V25H202ZM208 26L210 27V25H208ZM211 26H212V24H211ZM217 26H216V27H217ZM150 27H151V26H150ZM174 27H175V26H174ZM193 27H194V26H193ZM197 27H198V26H197ZM214 27H215V25H214ZM214 27H213V32L210 31V32H212V33H207V32H205V31H203L204 33H202V31L199 33V31H198V33H197L196 35L201 34V37H200V38H202V39L204 40V42H205V41H209V42H210V40H211L215 35H216V36H217V35H218V36H224L223 34H227L229 37H231V36H236L237 34H235V33L238 32V30L232 29L231 27H229L228 30H226V29H222V30H221V29H220L221 31L219 30L218 32H216L218 29H217L216 31H214V29H215ZM240 27H241V26H240ZM134 28H135V27H134ZM136 28H137V27H136ZM143 28H144V27H143ZM147 28H148V27H147ZM151 28H152V27H151ZM188 28H189L190 31L188 30ZM206 28H207V27H206ZM218 28H219V26H218ZM222 28H224V27H222ZM230 28H231V29H230ZM254 28H255V27H254ZM257 28H258V27H257ZM259 28H261V27H259ZM159 29H160V28H159ZM198 29H199V28H198ZM204 29H205V28H204ZM208 29H209V28H208ZM208 29H205V30L209 31ZM211 29H212V28H211ZM255 29H256V28H255ZM148 30H149V28H148ZM155 30H156V28H154V32H155ZM171 30H172V29H171ZM200 30H201V27H200ZM202 30H203V29H202ZM250 30H249V31H250ZM131 31H132V30H131ZM140 31H141V32L143 31V33H144L146 30H145V31H144V30H139V31H138V34H139ZM157 31H158V29H157ZM157 31H156V34H155V35H154V34H152V35H154L155 38H161V40H163L164 42L167 41V37H168V36L166 37V36L163 34L164 31H167V30H162L163 32L161 31L163 37L161 36L160 31H159V35H160V36L158 37V35H157V34H158ZM240 31H241V30H240ZM243 31H244V30H243ZM257 31H259V30H257ZM261 31H263V30L261 29ZM150 32H152L151 29H150ZM173 32H174V33H173ZM215 32H216V34H214ZM127 33H128V32H127ZM136 33H137V32H136ZM147 33H148V31H147ZM147 33H146V34H147ZM152 33H153V32H152ZM172 33H173V35H172ZM242 33H243V32H242ZM251 33H252V32H251ZM138 34H136V35L138 36ZM146 34H145V35H146ZM238 34H239V33H238ZM244 34H245V33H244ZM244 34H243V35H244ZM261 34H262V33H261ZM134 35H135V33H134ZM139 35H140V34H139ZM142 35H144V34H141V36H142ZM152 35H151V36H152ZM227 35H226V36H227ZM257 35H258V34H256V36H257ZM51 36H52V39H50ZM141 36H140V40H143L144 38H146V37H144V36H142V38H141ZM146 36H149V34L146 35ZM156 36H157V37H156ZM164 36L166 37V39H164V38H165ZM262 36H263V34H262ZM60 37H61V36H60ZM64 37H65V36H64ZM143 37H144V38H143ZM152 37H153V36H152ZM154 37H153V38H154ZM186 37H187V38H186ZM136 38H138V37H136ZM149 38H151V37L149 36ZM149 38L147 37L146 39H147L148 41H150ZM168 38H169V40L167 41L166 44H168V42L170 41V37H168ZM178 38H179V37H178ZM178 38H177V39H178ZM191 38H192L194 41H193ZM214 38H215V37H214ZM216 38H217V37H216ZM223 38H224V37H223ZM232 38H233V37H232ZM232 38H231V39H232ZM236 38H237V36H236ZM243 38H244V37H243ZM246 38H247V36H246ZM45 39H47V40H45ZM48 39H49V40H48ZM110 39H111V38H110ZM146 39H144V40L147 41ZM173 39H174V38H173ZM179 39H180V38H179ZM189 39H190V40H189ZM229 39H230V38H229ZM237 39H239V38H237ZM253 39H254V38H253ZM33 40H35V41H42V40H45V41H44L45 45L35 47V48H37V49H35V48H33V47L31 46ZM136 40H137V39H136ZM175 40H176V39H175ZM180 40H181V39H180ZM196 40H197V39H196ZM198 40H199V39H198ZM203 40H202V42H203ZM212 40L214 41V39H212ZM217 40H218V39H217ZM220 40H221V39H220ZM225 40H226V39H225ZM232 40H233V39H232ZM234 40H235V39H234ZM234 40H233V41H234ZM241 40H242V38H241ZM245 40H246V39H245ZM248 40L250 41V39H248ZM248 40H247V42H248ZM109 41H110V40H109ZM109 41H108V42H109ZM114 41H115V40H114ZM114 41H113V42H114ZM137 41L139 42V38H138ZM176 41H178V40H176ZM182 41H183V40H182ZM182 41H181V43H183ZM187 41H185V42H187ZM223 41H224V40H223ZM105 42L107 43V41H105ZM113 42H111V46H112V47H113V44H112ZM120 42H121V41H120ZM120 42H117V44H116V43L114 44V45H117V46L113 47L114 50H115V48L118 47V45H119V47H120L121 45H122V46L125 45V44H121ZM192 42H189V43H191L190 46H193V43H192ZM196 42H198V41H196ZM214 42H215V41H214ZM216 42H217V41H216ZM220 42H222V41H219V43H220ZM225 42H227V41H225ZM225 42H224V45H223V47H224V48H223V49H224V53L227 52V51L225 52V50H228V51H229L228 47L225 48V46H227V45H225ZM230 42L232 43L231 40H230ZM230 42H229V43H230ZM239 42H240V40H239ZM242 42H243V40H242ZM9 43H13V44L10 45ZM72 43H71V44H72ZM93 43H94V42H93ZM96 43H95V46H96ZM106 43H104V44H106ZM118 43H119V44H118ZM123 43H124V42H123ZM151 43H152V42H150V43L147 42V48H148V45H151ZM169 43H170V42H169ZM171 43H172L171 45H173L175 42L172 40ZM181 43H179V44H181ZM189 43H188V44H189ZM198 43H199V42H198ZM200 43H201V42H200ZM222 43H223V42H222ZM62 44H63V43H62ZM71 44H70V45H71ZM104 44H103V45H104ZM120 44H121V45H120ZM135 44L137 45L138 43H135ZM175 44H176V43H175ZM183 44H184V43H183ZM183 44H182V46L179 45V47L181 48V51L183 50V48H186V50H187V49H188L187 47L189 46V45L185 44V46H187V47H184ZM206 44H207V42H206ZM213 44H214V43H213ZM215 44H217V43H215ZM215 44H214V45H215ZM227 44H228V43H227ZM233 44H236V42H235V43H232L231 45H233ZM241 44H244V43H241ZM241 44H238L239 47L242 46ZM107 45H108V43H107ZM176 45H177V44H176ZM199 45H200V44H198V46H197L198 49H199ZM207 45H208V44H207ZM218 45H219V44H218ZM220 45H221V47H222V44H221V43H220ZM105 46H106V45H105ZM127 46H128V45H127ZM127 46H125V47L123 46L122 48H126ZM152 46H153V45H151V48H150V46H149L148 49H149V50H150V49L152 50ZM163 46H164V47H163ZM163 46H162L160 49L165 48V47L168 48L169 45H167V46L163 45ZM190 46H189V47H190ZM205 46H206V45H205ZM210 46H212V45H210ZM228 46H229V45H228ZM234 46H235V45H234ZM234 46H232V47H234ZM92 47H94V46H92ZM103 47H104V46H102V48H103ZM112 47H110V44H109V47H108V48H104V49H105V51H106L107 49H110V48H112ZM128 47H131V45H129ZM135 47H137V46H134V48H135ZM154 47H155L156 49H154ZM154 47H153V49H154L153 51L158 50V53H157V52H153V51L150 50V51L152 52V53H150V55H151V54L153 55V54L155 53L156 55L154 54L153 56L156 58V56L159 54V49H157V48H159L160 46L158 47V46H155V45H154ZM172 47H173V46H172ZM175 47H176V46H175ZM182 47H183V48H182ZM195 47H196V46H195ZM206 47H207V46H206ZM217 47H218V46H217ZM245 47H247V46L245 45ZM249 47H250V45H249ZM255 47H256V46H255ZM261 47H262V45H261ZM261 47L259 46V48H261ZM55 48H56V47H55ZM82 48H83V47H82ZM100 48H101V47H100ZM102 48L100 49V52H101V53H103V51H104V50H102ZM131 48H133V47H131ZM131 48H130V49H131ZM166 48H165V50H166ZM169 48H170V46H169ZM215 48H216V47H215ZM229 48H230V47H229ZM257 48H258V47H257ZM259 48H258V49H259ZM93 49H94V48H93ZM120 49H121V47H120ZM126 49H127V48H126ZM192 49H195V48L192 47ZM200 49H201V46H200ZM205 49H207V48H205ZM230 49H231V48H230ZM234 49H235V48H234ZM238 49H239V48H238ZM251 49H252V48H251ZM251 49H250V50H251ZM258 49H257V50H258ZM261 49H262V48H261ZM56 50H57V49H56ZM88 50L90 51L89 48L87 49V51H88ZM91 50H92V49H91ZM95 50H96L97 52H96ZM98 50H99L98 48H95V49H94V51H95L96 53H98ZM121 50H123V49H121ZM136 50H137V49H135V50L132 49V51H130V52H133V54H135L134 52H136ZM143 50H144V49H143ZM145 50H146V49H145ZM178 50H179V49H178ZM178 50L176 49V51H178ZM188 50H189V49H188ZM188 50H187V51H188ZM190 50H191V48H190ZM195 50H196V49H195ZM208 50H209V49H208ZM218 50L221 51V49H218ZM239 50H240V49H239ZM241 50H242V49H241ZM243 50H244V49H243ZM243 50H242V51H243ZM252 50H253V49H252ZM252 50H251V51H252ZM262 50H263V49H262ZM45 51H46V50H45ZM64 51H65V50H64ZM83 51H85V50H81V52H83ZM87 51H85V52H87ZM94 51H93V54H94ZM105 51H104V53L106 54V52H107L108 50H107L106 52H105ZM115 51H116V50H115ZM117 51H118V50H117ZM117 51H116V52H117ZM124 51H128V49H127V50H123V52H122L123 54L125 53ZM162 51H163V50H161L160 52H162ZM174 51H175V50H174ZM174 51L172 50V52H174ZM192 51H194V50H192ZM192 51H191V53H192ZM203 51H204V50H202V52H203ZM211 51H212V50H211ZM211 51H210V52H211ZM215 51H216V50H215ZM231 51H234V50H231ZM231 51H230V52H231ZM236 51H238L237 48H236ZM248 51H249V50H248ZM259 51H260V49H259ZM259 51H258V52H259ZM79 52H80V51H79ZM79 52H78V53H79ZM91 52H92V51H91ZM100 52H99V53H100ZM109 52L112 53L111 50H109ZM120 52H121V51H120ZM141 52H142V51H141ZM147 52H149V51L147 50ZM167 52H168V51L166 50L165 55L167 54ZM170 52H171V51H170ZM185 52H186V51H185V49H184L183 54H184ZM197 52H198V51H197ZM206 52H207V51H206ZM213 52H214V51H213ZM218 52H219V51H218ZM222 52H223V50H222ZM245 52H246V51H245ZM56 53H58V52H56ZM56 53H55V54H56ZM104 53H103V54H104ZM113 53H114V52H113ZM113 53H112V54H113ZM117 53H118V52H117ZM162 53H163V52H162ZM168 53H169V52H168ZM179 53H180V54H179ZM179 53H177V54H179V57H180L181 52H179ZM188 53L190 54V51L187 52V54H188ZM193 53H195V52H193ZM198 53H199V52H198ZM198 53H197V54H198ZM204 53H205V52H203V54H204ZM208 53H209V51H208ZM208 53H207V54H208ZM211 53H212V52H211ZM211 53H210V54H211ZM238 53H239V52H238ZM259 53H260V52H259ZM43 54H44V53H43ZM58 54H59V53H58ZM63 54H64V52L62 53V55H63ZM83 54H84V53H83ZM86 54H87V53H86ZM86 54H85V55H86ZM89 54H90V52H89ZM103 54H102V56H104ZM107 54H108V53H107ZM133 54H132V57L134 56ZM140 54H141V53H140ZM140 54H139V55H140ZM142 54L144 55V53H142ZM175 54H176V53H175ZM187 54H185V55H187ZM189 54H188V55H189ZM195 54H196V53H195ZM195 54H194V55H195ZM197 54H196V56H197ZM203 54H201V51H200L199 56H201V55H203ZM207 54H206V55H203V56L206 57ZM228 54H229V53H228ZM228 54H227V55H228ZM242 54H243V53H242ZM248 54H249V52H248ZM256 54H257V53L255 52V55H256ZM56 55H57V54H56ZM85 55H84V56H85ZM90 55H91V54H90ZM97 55H98V54H97ZM115 55H117V54L115 53ZM130 55H131V54H128L129 58L131 57ZM136 55H138V54H136ZM136 55H135V56H136ZM148 55H149V53H148ZM148 55L146 54L147 57H146V56H145V57L148 58V59H149L150 57H152V55L149 56V57H148ZM159 55H163V54H159ZM190 55H193V54H190ZM190 55H189V56H190ZM219 55H221V52H219ZM223 55H224V54H223ZM223 55H222L221 57H223ZM230 55H231V54H230ZM230 55H229V56H230ZM232 55H233V53H232ZM236 55H237V52H236ZM246 55H247V54H246ZM250 55H251V53H250ZM46 56H49V55L46 54ZM57 56H58V55H57ZM88 56H89V55H88ZM105 56H106V55H105ZM108 56H109V54H108ZM110 56H111V55H110ZM110 56H109V58H110ZM128 56H125L126 59L128 58ZM135 56H134V58H132V59H135ZM175 56H176V55H175ZM183 56H184V55H183ZM196 56H195V57H196ZM199 56H198V57H199ZM208 56H209V54H208ZM248 56H249V55H248ZM260 56H261V55H260ZM262 56H264V55H262ZM24 57H26V58L23 59ZM52 57H54V56H52ZM92 57H93V56H92ZM96 57H98V56H96ZM100 57H101V54H100ZM100 57H98V58H96V59L98 60ZM113 57H114V55L112 56V58H113ZM136 57H137V56H136ZM145 57L143 56L142 60H144V59L147 60ZM154 57H152V58H154ZM158 57H160V56H158ZM162 57H165V56H162ZM166 57H167V56H166ZM166 57H165V58H166ZM168 57H169V56H168ZM181 57H182V56H181ZM185 57H186V56H185ZM187 57H188V56H187ZM187 57H186V58H187ZM192 57H193V56H192ZM214 57H215V56H214ZM216 57H220V56L217 55ZM221 57H220V60L218 59V61H221V60H222L221 62H223V59H221ZM224 57H225V59H229L228 56H226V55H225ZM232 57H233V56H230V58H232ZM251 57H252V56H251ZM254 57H255V56H254ZM256 57H257V56H256ZM82 58H83V57H82ZM94 58H95V57H94ZM101 58H102V57H101ZM109 58L107 57V59H106V58H105V59L108 60ZM114 58H115V57H114ZM114 58H113V59H114ZM137 58H138V57H137ZM176 58H177V60H178V55L176 56ZM176 58H174V60H172V61H174V62L177 64ZM199 58H200V57H199ZM199 58H198V60H199ZM201 58H203V57H201ZM206 58H207V57H206ZM206 58H204V60H206ZM212 58H213V57H212ZM212 58H210V60H213L214 62H215V60L217 61V58H216L215 60L212 59ZM237 58H239V56H237ZM241 58H244V57H241ZM257 58H259V57H257ZM260 58H261V57H260ZM49 59H50V58H49ZM53 59H54V58H53ZM55 59H56V58H55ZM62 59H63V57H62ZM77 59H78V58H77ZM105 59H104V60H105ZM110 59H111V58H110ZM110 59H109V60H110ZM126 59H124V60H126ZM132 59L130 58V60H129V59H127V60H128V62H130V61H131V62H135V61L137 62V60H134V61H133ZM138 59H139V58H138ZM179 59H180V61H181V58H179ZM184 59H185V58H183V60H182L181 62L178 60V64L180 63V65H181V63H182V65H183V63H184V64H185V65L183 66L184 68H185V66H186V68L190 67L191 65H190V66H187V65H188V64H187V63H188V62H187L188 59L185 60L187 63L184 62ZM189 59L192 60L191 57H189ZM195 59H196V58H195ZM195 59H193V60H195ZM208 59H209V58H208ZM208 59H207V60H208ZM235 59H236V58H235ZM245 59H246V58H245ZM251 59H252V58H251ZM262 59H263V58H262ZM44 60H45V59H44ZM69 60H70V59H69ZM80 60H81V59H80ZM92 60L94 61L95 59H92ZM99 60H100V59H99ZM101 60H102V59H101ZM114 60H115V59H114ZM124 60H123V63H125ZM127 60H126V61H127ZM140 60H141V55H140ZM140 60H139V62H140ZM142 60H141V61H142ZM145 60H144V61H145ZM149 60H152V59H149ZM155 60L157 61V59H155ZM155 60H152V61H155ZM193 60H192V61H193ZM196 60H197V59H196ZM204 60H202V61H204ZM229 60H230V59H229ZM229 60H228V61H229ZM238 60L241 61L240 59H237V60H235V62H234V59H232L231 63H230V62L227 63L226 60H225V61H224V64H225V63H227V64H233L232 62H234L235 64H233V65H236V63L239 64V62H236V61H238ZM252 60H253V59H252ZM256 60H257V59H256ZM259 60H261V59H259ZM263 60H264V59H263ZM58 61H59V59H58ZM66 61H67V60H66ZM158 61H159V58H158ZM189 61H190V60H189ZM199 61H200V60H199ZM218 61L216 62L217 64H218ZM245 61H249V60H245ZM245 61L243 60V61H241V62L243 63V62H245ZM253 61H255V60H253ZM47 62H48V61L46 60V63H47ZM55 62H57V61H55ZM84 62H85V59H84ZM96 62H97V61H96ZM99 62H101V61H99ZM102 62H103V61H102ZM116 62H117V61H116ZM128 62L125 63V65H124V64L122 63V61H121V64H122L123 66H125V67H126V65H128L127 67H129L130 65L133 64V63H132V64L129 65ZM131 62H130V63H131ZM136 62L133 64L134 66H130V67H131V68L133 67V68L135 69V68L137 67V64L139 63V62H138V63L136 64ZM147 62H149V61L147 60V61L145 62V64H146ZM170 62H171V61H170ZM174 62H173V63H174ZM206 62H207L209 65L213 66V62H212V61H211L212 63H209V60L206 61ZM221 62H219V65L222 64ZM249 62H250V61H249ZM57 63H58V62H57ZM82 63H83V62H82ZM94 63H95V62H94ZM140 63H141V62H140ZM143 63H144V62H143ZM150 63H151V62H150ZM150 63H147V64H150ZM152 63H153V62H152ZM155 63H156V62H155ZM157 63L159 64V62H157ZM167 63L169 64V61H168ZM167 63L165 62V64H167ZM194 63H195V62H194ZM194 63H193V64H194ZM196 63L199 64V63H202V62H197V61H196ZM196 63H195V64H196ZM220 63H221V64H220ZM242 63H241V65H242ZM247 63H248V62H247ZM254 63H256V62H254ZM36 64H37V63H36ZM48 64H49V63H48ZM58 64H59V63H58ZM67 64H68V63H67ZM92 64H93V63H92ZM101 64H102V63H101ZM103 64H105V62H104ZM117 64H118V63H117ZM121 64L119 63L118 65L121 66ZM141 64H142V63H141ZM145 64H144V65H145ZM176 64H175V65H176ZM189 64H192V62L190 61ZM214 64H215V63H214ZM224 64H223L222 66H224ZM245 64H246V62H245ZM45 65H47V64H45ZM74 65H75V63H74ZM78 65H79V64H78ZM85 65H86V64H85ZM97 65L99 66V64H97ZM113 65H114V63H113ZM113 65L111 66V67H114L113 69H115V68L117 67L118 70L120 71V66L118 67V66H116V64H115V66H113ZM139 65H140V64H138V66H139ZM144 65H143V66H144ZM152 65H153V64H152ZM159 65H160V64H159ZM162 65H163V64H162ZM199 65H202V64H199ZM215 65H216V64H215ZM233 65H232V66H233ZM1 66H0V68H1ZM42 66H43V64H42ZM92 66H93V65H92ZM92 66L90 65V67H92ZM94 66H95V65H94ZM108 66H109V67L106 68L107 70H108V69H112V68L110 67V65H108ZM123 66H121V67H123ZM135 66H136V67H135ZM143 66H141V67H143ZM146 66H147V65H146ZM146 66H144L145 68H144V67L141 68V70L145 69V70H143V71H145V74H144V75L147 76V72H148V71L146 72V69H147ZM148 66H149V65H148ZM148 66H147V67H148ZM172 66H174V65L171 64L170 67H172ZM178 66H179V65L174 66L175 69H176V67H178ZM192 66H194V65H192ZM203 66H204V65H202V67H201V66H199V67H201V70H203L204 73L207 72V71H206V72L204 71V70H206L207 68L209 69V67H210V68L213 69V68L215 67V66H214V67H211V66L208 67V66L206 65V67H205L206 69H205V68H203ZM217 66H218V65H216V67H217ZM222 66H220V67H222ZM227 66H228V65H226L225 67H227ZM237 66L240 67V65H237ZM245 66H246V65H245ZM37 67H39V65H37ZM78 67H79V66H78ZM88 67H89V66H88ZM102 67H103V65H102ZM105 67H106V64H105ZM105 67H103L104 70H106ZM152 67H153V66H151L150 69H152ZM158 67H159V66H158ZM174 67H173V68H174ZM195 67L198 68L197 65H195ZM216 67H215V68H216ZM218 67H219V66H218ZM225 67H224V69H226ZM230 67H231V65H230ZM238 67H237V68H238ZM241 67H242V66H241ZM241 67H240V68H241ZM257 67H258V66H257ZM260 67H261V66H260ZM64 68H65V67H63L61 70H63ZM92 68H93V67H92ZM117 68H116V69H117ZM133 68H132V69H133ZM138 68H139V67H138ZM156 68H157V67H156ZM161 68H162V66H161ZM163 68H165V67H163ZM166 68H167V66H166ZM186 68H185V69H181V71L184 70V71H183V73H184V72L186 71ZM196 68H195V69H196ZM202 68H203V69H202ZM222 68H223V67H222ZM227 68H228V67H227ZM232 68H233V67H232ZM245 68H246V67H245ZM245 68H244V69H245ZM6 69H7V68H5V69H0V70H6ZM66 69H69V67L65 68V71L63 70V71H64V74H67V72H68V71L66 72ZM73 69H74V68H73ZM97 69H98V67L96 66L95 70H97ZM99 69H100V67H99ZM113 69H112V71H111L110 73H112V72H113V74L116 73V74H114V75L117 76L118 74H117L116 70H113ZM124 69H125V68H123V70H124ZM132 69L129 68V70H132ZM134 69H133V71H134ZM169 69H171V68H169ZM178 69H179V67H178ZM178 69H177V70H178ZM230 69H231V68H229V70H230ZM255 69H256V68H255ZM255 69H254V72L256 71ZM257 69H258V68H257ZM39 70H40V72H41V69H39ZM44 70H45V69H44ZM50 70H51V68H50ZM52 70H53V69H52ZM61 70H60V71H61ZM71 70H72V69H71ZM71 70H69V73H70ZM77 70H78V73H80V72H79V68H77ZM77 70H74L75 73H76L77 75H76L75 73H74V75L72 74V78L74 77V80H75V78L78 76ZM82 70H83V69H82ZM104 70H102V68H101V72H103V74H104ZM125 70H126V69H125ZM125 70L122 71L123 73H119V75H120V74H124V72H128V71H129V70H128V71H125ZM136 70H137V71H140V73H141V75H142V71L140 70V68H139V69L136 68ZM148 70H149V68H148ZM152 70H153V69H152ZM152 70H150V72H151ZM226 70H227V69H226ZM237 70H238V69H237ZM248 70L250 71V69H247L246 71L248 72ZM252 70H253V69H252ZM258 70H259V69H258ZM47 71H48V69H47ZM56 71H57V72H56L57 75H53V74H52L53 77H54V76H55V77H56V76H59L58 79L61 78V81H62V77H61L60 75H63V71H62V74H61V72L58 73V70H56ZM83 71H84V70H83ZM90 71L92 72V70H90ZM98 71L100 72V70H98ZM137 71H136V72H137ZM154 71H155V74H157V72H158L157 69H155ZM156 71H157V72H156ZM168 71H169V70H168ZM170 71H171V70H170ZM175 71H176V70H175ZM175 71H174V75H173V77H172V78H174V80H175V77L177 76V74H176V76H175V73H178V72L180 73V72H181L180 70H179L178 72H177V71L175 72ZM193 71H194V70H193ZM193 71H191V73H192V74L194 73V74L196 75V73H197L196 70H195L194 72H193ZM197 71H199V70H197ZM211 71H212V70H211ZM213 71H214V70H213ZM230 71L232 72L233 70H230ZM235 71H236V70H234L233 72H235ZM52 72H53V71H52ZM65 72H66V73H65ZM86 72H87V71H86ZM94 72H95V71H94ZM94 72H93V73H94ZM101 72L98 73V72L96 71V73L100 74V75H98V76H100V77L103 78L104 76H102ZM106 72H107V71H106ZM120 72H121V71H120ZM129 72H130V71H129ZM129 72H128V73H129ZM134 72H135V71H134ZM152 72H153V71H152ZM152 72H151V73H152ZM195 72H196V73H195ZM199 72H200V71H199ZM199 72H198V73H199ZM203 72H200V73H201V74H200L201 76L203 75V74H202ZM239 72H241V71L239 70ZM242 72H243V71H242ZM247 72H246V73H247ZM15 73H16V72H15ZM38 73H39V72H38ZM42 73H43V71L41 72V74H42ZM48 73H49V72H48ZM50 73H51V71H50ZM53 73H54V72H53ZM56 73H55V74H56ZM72 73H73V71H72ZM96 73H95V74H96ZM107 73H109V72H107ZM110 73L107 74V75H105V79H101V80H103V81L106 80V81H104V83H102V84H106V83H105V82H107L106 77H108V79H109V75H111ZM140 73L137 74V77H136L137 80H138V79L140 78V76H141V75H139ZM148 73H149V72H148ZM163 73H164V71H163ZM170 73H171V72H170ZM179 73H178V75H179ZM189 73H190V71H189ZM191 73H190V74H191ZM211 73L213 74V72H211ZM211 73L208 72V74L212 75ZM214 73H215V72H214ZM237 73H238V71L235 72V73H233V74H236V75L238 76ZM244 73H245V72H244ZM252 73H253V71L251 72V74H252ZM257 73H258V72H257ZM257 73H256V76H257ZM260 73H262V71H260ZM59 74H60V75H59ZM95 74H92V76L95 75ZM105 74H106V73H105ZM113 74H112V75H113ZM149 74H150V73H149ZM166 74H167V72H166ZM185 74H186V76H187V73H184V75H185ZM190 74H188V76H189ZM194 74H193L192 76H195ZM216 74L218 75V73H215V76H214V77L218 79V77H216ZM239 74H240V78H241V75H243V74H241V73H239ZM248 74H249V73H248ZM248 74H247V75H248ZM45 75H46V74H45ZM84 75H85V74H83V72H82L81 77H83V78L86 79V76L84 77ZM89 75H91L90 72H89ZM134 75H135V74H134ZM134 75H133V76H134ZM152 75H153V73H152L150 76H149V75H148V76L151 77ZM180 75H182V73H181ZM184 75H183V76H184ZM204 75L206 76L207 73L204 74ZM210 75H209V76H210ZM245 75H246V74H245ZM249 75H250V74H249ZM17 76H18V75H17ZM22 76H23V75H22ZM25 76H26V75H25ZM36 76H37V78H38V75H36ZM43 76H44V74H42L41 79L44 78ZM47 76H49V75L47 74ZM50 76H51V75H50ZM67 76H68V75H67ZM70 76H71V73H70ZM87 76H88V75H87ZM123 76H124V75H123ZM125 76H129V75H126V73H125ZM135 76H136V75H135ZM138 76H139V77H138ZM142 76H143V75H142ZM148 76H147V77H148ZM153 76H154V75H153ZM156 76H157V75H156ZM169 76H170V75H169ZM171 76H172V74H171ZM171 76H170V77H171ZM174 76H175V77H174ZM196 76H197V75H196ZM196 76H195V78H196ZM201 76H199L200 79L202 78ZM219 76H220V74H219ZM224 76H225V75H224ZM224 76H223V77H224ZM250 76H251V75H250ZM254 76H255V75H254ZM254 76H252V77H254ZM20 77H21V76H20ZM20 77H19V79H21ZM23 77H24V76H23ZM39 77H40V76H39ZM78 77H79V78H76L77 81H76V80L73 81L71 77H69V76H68V77H65V76L63 75V79L66 78V80H70L69 78H71V81H68V82H70V87L72 86L71 84H73V82H74L73 86L75 85V82H78V83L80 82V84H81V81H83V80H81V81L79 80V79L81 78L80 75H79ZM90 77H91V76H90ZM96 77H97V75H96ZM96 77H93V78H95V79L98 80V82H99V79H100V78H96ZM110 77H112V76H110ZM118 77H122V75H121V76H118ZM118 77H115V76H114L113 80H111L112 78H110V83H109V84L114 83V82L111 83V81H114V79H115V78H118ZM131 77H132V75H131ZM165 77L167 78V76H165ZM165 77L163 78V80L166 79ZM178 77H179V76H177V78H178ZM180 77H181V76H180ZM210 77H211V76H210ZM212 77H213V75H212ZM225 77H226V76H225ZM235 77H236V76H235ZM235 77H234V78H235ZM258 77H259V75H258ZM258 77H256V78L258 79ZM10 78H11V76H10ZM14 78H15V77H14ZM26 78H27V77H26ZM35 78H36V77H35ZM35 78L33 79V81L35 80ZM37 78H36V81H37ZM83 78H82V79H83ZM93 78H90V79L87 78V79H88L89 82H90V80H91V79L93 80ZM127 78H128V77H127ZM129 78H130V76H129ZM129 78H128V80H129ZM132 78H133V77H132ZM132 78H130V82H131V83H129V81L127 80V81H128V85L134 83V84L136 85L135 87H137V86H138V81L136 82V83H137V84H136L135 82H133L134 79H132ZM134 78H135V77H134ZM152 78H153V77H151V78H149V79H151V80L154 81V82L156 81V83H158L157 81H159V80H157V78H156V79L154 78V80H153ZM172 78H171V79H172ZM182 78H185V77H182ZM187 78H188V77H187ZM189 78L192 79L193 82H192ZM189 78H188L189 81H188L187 83H189V82L191 83V82H192V83H191L192 85H190V86L193 87V83H194V81H195V80H194L195 78L193 79V78H191V76H189ZM206 78H208V77H206ZM206 78H205V79H206ZM219 78H220V77H219ZM240 78H239V76L237 77V80L239 79V80H238L239 82H240ZM260 78H261V77H260ZM16 79H17V78H16ZM30 79H31V78H30ZM30 79H29V80H30ZM41 79H40V80H41ZM47 79H48V77H47ZM49 79L52 80V78H49ZM58 79L56 78L55 80L58 81V82H60V81H59L60 79H59V80H58ZM87 79H86V80H87ZM131 79H132V81H131ZM171 79H170V80H171ZM179 79H180V82H181V83H180V82H179V83L182 84L183 79H182V81H181V78H179ZM200 79H199V80H200ZM235 79H236V78H235ZM249 79H250V78H249ZM253 79H254V78H253ZM22 80H25V79L22 78ZM22 80H20V83H21ZM40 80H38V81H39V82H43V80H42V81H40ZM51 80H49V81H51ZM66 80H65V81H66ZM78 80H79V81H78ZM88 80H87V82H86V91L88 90L87 87L89 86V85L87 86ZM92 80H91V81H92ZM121 80H122V81H121ZM121 80H120V79L118 80V81H119V85L121 84L122 87H123V84L125 85V83L123 82L124 79H121ZM135 80H136V79H135ZM142 80H143V79H142ZM146 80H147V79H146ZM151 80H147V82H149V81H151ZM160 80H162V79H160ZM163 80H162V81H163ZM174 80H171V81H174ZM197 80H198V78H197ZM197 80H196V82H197ZM202 80H203V78H202ZM208 80H209V79H208ZM213 80H214V79H213ZM218 80H221V79H218ZM223 80H225V78H223ZM230 80H233V79H232V78H228V80H225V81L228 82V81H230ZM241 80H243V79H241ZM31 81H32V80H31ZM33 81H32V82L29 81V82H30V83H33ZM38 81H37V82H38ZM45 81H46V80H45ZM49 81H48V82H49ZM53 81H54V80H53ZM53 81H51V83H53ZM56 81H54V84H53V85L55 86V89L52 87V85H51L50 88H49V89H51V87H52V88L54 89V92H56V93L52 92L53 90L50 91V93L52 92L51 94H53V93L55 94L54 98L56 97V94L60 97L59 94H63V92H65V91L69 88V84L67 83V81H66V83H67V86H68V87H67L66 85H64V82H65V81H64V82L62 81L63 83L61 82L62 86H65V87H62L60 83H59L60 87L57 86V85H55V82H56ZM72 81H73V82H72ZM116 81H117V80H115V83H116ZM167 81H168V80H167ZM171 81H170L169 83H171ZM176 81H179V80L177 79V80H175L174 82H176ZM185 81H187V79H185ZM200 81H201V80H200ZM225 81H224V83L222 82L221 85L224 84V86H226V85H225V83H226ZM235 81H236V80H235ZM251 81H252V84H254V80H251ZM6 82H7V83H6ZM18 82H19V81H18ZM39 82H38V83H39ZM48 82H47V84H45V85H48V84H49ZM58 82H57V83H58ZM108 82H109V80H108ZM108 82H107V83H108ZM120 82H123V83H120ZM125 82H126V81H125ZM140 82H141V80H140ZM140 82H139V83H140ZM147 82H146V83H147ZM159 82H160V81H159ZM164 82H166V81H164ZM174 82H173V83H174ZM183 82H184V81H183ZM207 82H208V81H207ZM207 82H206V83H207ZM209 82H210V81H209ZM209 82H208V83H209ZM213 82H216V83L218 82V84H219L220 81H216V80H215V81H213ZM213 82H212V83L210 82L211 84H209L211 87H214L213 84H216V83H213ZM231 82H232V81H231ZM233 82H234V81H233ZM233 82H232V83H233ZM239 82H238V83H239ZM243 82H244V81H243ZM243 82H240V84L243 85V84H244ZM245 82H246V80H245ZM11 83H12V82H11ZM15 83H16V82H15ZM30 83H29V84H30ZM82 83H83V82H82ZM91 83H94V80H93V82H91ZM95 83H97V82L95 81ZM115 83H114V87L112 86V85H113V84H112V85L108 86L109 89L107 88V90L111 91L113 88H114V89H117V88L115 87V86H117V85H115ZM143 83H145V80H143ZM143 83H141V84H143ZM151 83H153V82H151ZM151 83H150V84H151ZM169 83H168V84H169ZM177 83H178V82H177ZM177 83H174V85H173V84H172V85L175 87V85H177ZM179 83H178V85H179ZM187 83H186V84H187ZM204 83H205V82H204ZM12 84H13V83H12ZM18 84H19V83H18ZM18 84H17V85H18ZM26 84H27V83H26ZM34 84H35L34 86H36V87H37V90H38V88L40 87V84H39V86H37L36 82H34ZM41 84H42V83H41ZM117 84H118V83H117ZM141 84H139V86H141ZM148 84H149V83H148ZM153 84H155V83H153ZM159 84L161 85L162 83L160 82ZM164 84H165V83H164ZM166 84H167V83H166ZM168 84H167V86L170 85V84H169V85H168ZM184 84H185V83H184ZM184 84H183V86L180 85V86H182V90H183V88L185 87ZM195 84H196V83H194V85H195ZM218 84H217V85H218ZM226 84H228V87L230 86V85H229V82L226 83ZM235 84H236V83H235ZM246 84H249V82L246 83ZM256 84H257V88H255L256 91L260 92V91H259L260 88L263 89V90H261V91H262V94L259 93V94L257 95L256 98L254 97L255 100L257 99L258 101L255 102V100H254V102H253V101L251 100L252 97L249 98L248 96H247V97H246L245 95L243 96V95H242V91H243V90H242L241 92H239L240 90L238 91L239 93H241V96H243V98H241V100H240V98H239V99L237 98L238 100H235V99H236V98H235L236 96H235V95L233 96L232 93L234 92V94H235L236 92H235L234 90H232L233 92L231 91V89H232L231 87H232L233 85H231V87H229L228 89L231 88V89H230V91L232 92V93H231V96L234 97V101L232 100V98H230V99H231V101H233V102L236 103V107L238 106V108H239V112H240V111H243V108H244L243 106H245V103H246V105L249 104V106H250V104H252L251 107L254 108V110H253L254 112L252 113V111H251V113H252L251 118L254 117V118L258 119L257 117L260 116V118H261L262 121L264 122V120H263L264 117H261V116H263V114H264V78L258 79V80L256 81ZM8 85H9V83H8ZM82 85H85V81H84V84H82ZM82 85H81L80 87H82ZM100 85H101V84H100ZM119 85H118V87L122 88V87L119 86ZM143 85H144V84H143ZM146 85H147V84H145V86H146ZM160 85H159V88H161V89H162V87L165 86V85L162 84L163 86L160 87ZM172 85H170L171 87H170V86H169V87H170V88H173ZM178 85H177V86H178ZM197 85H198V84H197ZM197 85H195V86H197ZM199 85H200V84H199ZM202 85H203V83H202ZM207 85H208V84H207ZM212 85H213V86H212ZM221 85H219V86H221ZM244 85H245V84H244ZM6 86H7V85H6ZM10 86H11V85H10ZM27 86H28V85H27ZM30 86H31V85H30ZM34 86H32V88H34ZM75 86H76V85H75ZM77 86H78V85H77ZM125 86H127V85H125ZM125 86H124V87H125ZM145 86H144V88H145ZM151 86H152V85H151ZM151 86H150V87H151ZM153 86H155V85H153ZM167 86H166V87H167ZM187 86L189 87V84H188ZM219 86H218V87L216 86V87H217L216 89H218ZM251 86H252V85H251ZM12 87H13V86H12ZM19 87H21V86L19 85ZM66 87H67V89H66ZM83 87H84V86H83ZM104 87H107V86L104 85ZM111 87H113V88H111ZM128 87H129V86H128ZM142 87H143V86L140 87L141 92H142V90L144 91V89H141ZM156 87L158 88L157 84H156ZM197 87H198V86H197ZM203 87H204V85H203ZM205 87H206V86H205ZM208 87H209V86H207L206 88H208ZM233 87H234V86H233ZM238 87H239V86L237 85V86H236L237 89H240V88H241V87H239V88H238ZM254 87H255V85H254ZM259 87H260V88H259ZM4 88H5V86H4ZM29 88L32 89L31 87H29ZM29 88L27 87V89H29ZM71 88H72V89H73V88L75 89V87H71ZM78 88H79V87H77V88L74 90V92H73V90H70V89H68L67 91H71V93L73 92V93H72V95H73V94L76 93V92H77V93H81V91H84V90H85L84 88H79L80 90L82 89L81 91L79 90V91H80V92H79V91H78ZM89 88H90V87H89ZM99 88H100V87H99ZM102 88H103V87H101V89H102ZM110 88H111V89H110ZM120 88H118V90H119ZM129 88H130V87H129ZM133 88H134V87H132V90L135 89V88H134V89H133ZM138 88H139V87H138ZM138 88H136V90H138ZM154 88H155V87H154ZM154 88H153V89H154ZM164 88H165V87H164ZM167 88H168V87H167ZM167 88H165V89H167ZM176 88L178 89L179 87H176ZM193 88H194V87H193ZM214 88H215V87H214ZM214 88H213V89H214ZM222 88H223V87H222ZM224 88H226V87H224ZM224 88H223V89H224ZM236 88H235V89H236ZM244 88H246V87L244 86ZM7 89H9V88L6 87L5 90H7ZM14 89H15V88H14ZM14 89H13V90H14ZM16 89H17V86H16ZM22 89H23V88H22ZM25 89H26V86L24 87V91H23V92H25V94H26L27 90L25 91ZM35 89H36V88H35ZM35 89H34V90H35ZM43 89H44V88H43ZM45 89H46V88H45ZM47 89H48V88H47ZM49 89H48V90H49ZM105 89H106V88H105ZM124 89H125V91H124L123 89H122L123 91L120 89V90L123 92V94H124V92H127V93H128V91L130 92V90H131V88L128 89L127 87L124 88ZM126 89H127L128 91H126ZM147 89H148V87H147ZM150 89L153 90L152 88H150ZM165 89H164V92H162V93H165L166 91L169 90V88H168V90H165ZM188 89H190V87H189ZM196 89H198V88H196ZM200 89H201V86H200ZM200 89H199V91H201ZM211 89H212V88H211ZM213 89H212V91H213ZM216 89H214L213 93L215 92ZM219 89L221 90V87H220ZM241 89H242V88H241ZM258 89H259V90H258ZM1 90H2V89H1ZM32 90H33V89H32ZM32 90H30V91H32ZM37 90H36V91H37ZM76 90H77V91H76ZM103 90H104V88H103ZM118 90H117L116 92H118ZM140 90H138V91H140ZM145 90H146V88H145ZM148 90H149V89H148ZM155 90H157V89L155 88ZM159 90H160V89H158L157 91L159 92ZM173 90H175V88H174ZM173 90H172V91H173ZM180 90H181V89H180ZM180 90H179V91H180ZM182 90H181V91H182ZM191 90H192V89H191ZM193 90H194V89H193ZM208 90H210V89H208ZM3 91H4V89H3ZM16 91H17V90H16ZM16 91H15V92H16ZM18 91H20V90H18ZM75 91H76V92H75ZM104 91H105V90H104ZM138 91H134V92L137 93ZM149 91H150V90H149ZM149 91H144V93L146 92L145 94H147V92L149 93ZM157 91H155L156 93L153 92L154 94H152V95H154V96H159V95H156V94H157ZM172 91H171V92L169 91L168 93L173 94ZM175 91H177V90H175ZM186 91H187V90H186ZM194 91H196V90H194ZM194 91H193V93H194ZM197 91H198V90H197ZM204 91H205V89L203 90V92H204ZM248 91H249V90H248ZM251 91H252V90H251ZM251 91H249V93H250ZM4 92H5V91H4ZM23 92L21 91V92H20V95H21ZM40 92H41V91H40ZM84 92H85V91H84ZM114 92H115V91H112V92H110V93H114ZM116 92H115V94L121 95V93L119 94L120 91H119L118 93H116ZM131 92H133V91H131ZM141 92H139V94H140ZM160 92H161V91H160ZM160 92H159V94H160ZM205 92H206V91H205ZM207 92H208V91H207ZM216 92H218V91L216 90ZM222 92H223V93L226 92V93H224V94H227V93H229V90H226V91H223V90H222ZM254 92H255V91H254ZM18 93H19V92H18ZM18 93H17V95H18ZM44 93H47V92H45V90H44ZM44 93H43V94H44ZM50 93L48 92L47 94H50ZM92 93H96V92H92ZM142 93H143V92H142ZM151 93H152V91H151ZM166 93H167V92H166ZM166 93H165V94H166ZM168 93H167V94H168ZM175 93H176V92H175ZM180 93H181V92H180ZM180 93H179V94H180ZM182 93L184 94V93H185V90H184V92H182ZM188 93H189V91H188ZM188 93H187V95H188ZM191 93H192V92L190 91L189 95H190ZM208 93L210 94L211 92H208ZM219 93H220V92H219ZM219 93H218V94H219ZM223 93H222V94H223ZM245 93L248 94V92H245ZM15 94H16V93H15ZM15 94H13V93L7 94V99H11V98H12V99H13V103H14V101L16 100V99L14 100V98L17 97ZM23 94H24V93H23ZM25 94H24V95H25ZM28 94H29V93H28ZM35 94H36L35 97H34V96H33V97L29 96V97H30V101H27V102H29L30 106H33V104H35V106H33L34 108L36 107V105L38 106L37 108H39V106H41V107L43 106V108H44L45 105H47V108H48V109H49V106H48V105H50L51 107H53V106H52V104H53L52 102H54V101L51 102V98L53 97V95H52V97L49 95V96L51 97V98H49V99H50V102H49L50 104H49V103L46 104L47 101H45L44 99L47 98L48 96L45 95V96H44L45 98L43 99L44 101H42V100H41V99H42L41 96H42L43 94L41 93V94H42V95H41V94L38 93V92H35ZM84 94H85V93H84ZM87 94H89V93H87ZM87 94H86V95H87ZM100 94H103V91H102V93H100ZM123 94H122L121 96H124V95H125V96L123 97L124 99H126V97H127V100L130 98V97L128 98V95H129L130 93H129L128 95H127V94H124V95H123ZM167 94H166V97H167L168 95H169V96H173V95H174V94H173V95H170V94L167 95ZM198 94H200V93H197V95H198ZM202 94H203V93H202ZM206 94H207V93H206ZM214 94H215V93H214ZM214 94H213L212 97H214ZM216 94H217V93H216ZM218 94H217V95H218ZM224 94H223V95H224ZM229 94H230V93H229ZM237 94H238V93H237ZM243 94H244V92H243ZM247 94H246V95H247ZM1 95H2V94H1ZM31 95H33V94H31ZM64 95H65V93H64ZM81 95H82V94H80V95L78 94L77 97H78V96L80 97ZM86 95H84V96L86 97ZM92 95L94 96L95 94H92ZM96 95H97V94H96ZM118 95H117V96H118ZM135 95H136V94H135ZM149 95L152 96L150 93H149ZM162 95H163V94H162ZM185 95H186V94H185ZM185 95H183V97H182L183 99L186 97ZM223 95H221V93H220V96H221V97H226V95H224V96H223ZM227 95H228V94H227ZM25 96L28 98L27 95H25ZM58 96H57V97H58ZM62 96H63V95H62ZM65 96H67V92H66V95H65ZM73 96H75V95H73ZM93 96H92V97H93ZM101 96H103V95H101ZM101 96H100V98H101ZM112 96H114V94H111V95H110V97H112ZM115 96H116V95H115ZM115 96H114V98H115ZM137 96H138V95H136V97H137ZM141 96H142V95L140 94V96H138L137 99L140 98ZM147 96H148V94H147ZM154 96H152V97L154 98ZM160 96H161V95H160ZM160 96H159V98H160ZM169 96H168V97H169ZM176 96H177V95H176ZM184 96H185V97H184ZM220 96H219V99H220ZM237 96H238V95H237ZM59 97H58V98H59ZM63 97H64V96H63ZM63 97H61L60 99H58V98L55 99V100H58V104L60 103L61 107H63L65 104L68 103V101H66L67 99L65 100L66 97H65V98H63ZM67 97H69V96H67ZM70 97H71V94H70ZM77 97H76V99L79 98V97H78V98H77ZM85 97H84V98H85ZM89 97H91V93L89 94ZM92 97H91V98H92ZM95 97H99V95H98V96H94V98H95ZM103 97H104V96H103ZM108 97H109V96H108ZM110 97H109V99H111ZM131 97H132V96H131ZM134 97H135V96H134ZM143 97H145V96H143ZM143 97H142V98H143ZM204 97H205V94H204ZM206 97H207V96H206ZM206 97H205V98H206ZM212 97H211V98H212ZM215 97H216V95H215ZM217 97H218V96H217ZM21 98H22V95H21ZM21 98H20V100H22ZM23 98H24L25 100H27L25 97H23ZM81 98L83 99L82 96H81ZM81 98H80V99H81ZM86 98H87V97H86ZM86 98H85V101H87ZM94 98H93V99H94ZM105 98H106V97H105ZM112 98H113V97H112ZM132 98H133V97H132ZM145 98L148 99V102H153V101H151V100H153L152 98H150V97H145ZM145 98H143V99H145ZM159 98H157V99L159 100V102H157V104H160L161 102H163L162 100L165 99V98L162 99V97H161L160 99H162V100H160ZM171 98H172V101H173V97H171ZM171 98H167V99H171ZM175 98H176V97H175ZM175 98H174V99H175ZM228 98H229V97H228ZM228 98L226 97L227 101H229ZM28 99H29V98H28ZM31 99H32V101H31ZM47 99H48V98H47ZM49 99H48V101H49ZM70 99H71V98H70ZM72 99H73V97H72ZM82 99H81V100H82ZM109 99H108V98L103 99V101L108 100V103L105 101V102L107 103V104H106L107 106L109 105V102L111 101V100H109ZM149 99H151V100L149 101ZM217 99H218V98H217ZM223 99H224V98H222V100H223ZM25 100H23L22 102H24ZM39 100H40V101H39ZM73 100L75 101V99H73ZM94 100H96V99H94ZM97 100L99 101L98 98H97ZM127 100H125V101L127 102ZM130 100H131V99H129V101H130ZM134 100H135L136 103L139 102L138 100H136V98L133 99V102H134ZM139 100H142V99H139ZM145 100H146V99H145ZM155 100H156V99H155ZM178 100H179V97H178ZM187 100H188V98H187ZM198 100H199V99H198ZM214 100H215V99H214ZM224 100H225V99H224ZM16 101H17V100H16ZM69 101H70V100H69ZM71 101H72V100H71ZM77 101L80 102L79 99H78ZM82 101H83V100H82ZM82 101H81V103H82ZM100 101H101V99H100ZM129 101H128V102H129ZM160 101H161V102H160ZM164 101H165V100H164ZM166 101H167V100H166ZM172 101H171V103H173V105H174V102H175V101H174V102H172ZM176 101H177V100H176ZM181 101H183V100H181ZM209 101H210V100H209ZM211 101H212V100H211ZM216 101H217V100H216ZM216 101H215V103H216ZM220 101H221V99L219 100V104H220ZM227 101H225L224 103L227 104V103H228ZM10 102L12 103V100H10ZM18 102H19V101H18ZM44 102H45V104H44ZM83 102H84V101H83ZM95 102H96V101H95ZM133 102H132V100H131V103H133ZM144 102H145V101H144ZM148 102L146 101L145 103H148ZM154 102H155V101H154ZM154 102H153V103H154ZM177 102H178V101H177ZM205 102H206V104H207V101H205ZM212 102H213V101H212ZM221 102H222V101H221ZM226 102H227V103H226ZM250 102H251V103H250ZM7 103H9V102H7ZM20 103H21V102H20ZM24 103H25V104H24ZM24 103H23L24 106H25V105L27 106L28 103H26V101H25ZM31 103H33V104H31ZM51 103H52V104H51ZM56 103H57V102L55 101V104H56ZM70 103H71V102H69V104H70ZM73 103H74V102H73ZM98 103H99V102H98ZM101 103H102V102H101ZM129 103H130V102H129ZM153 103H152V104H153ZM182 103H183V102H182ZM186 103H187V102H186ZM186 103H185V104H186ZM197 103H199V102H197ZM197 103H196V104H197ZM201 103H202V102H201ZM210 103H211V102H210ZM213 103H214V102H213ZM215 103H214V104H215ZM238 103H239V105H238ZM1 104H2V103H1ZM5 104H6V103H5ZM16 104H17V103H16ZM21 104H22V103H21ZM21 104H20V108H21ZM23 104H22V105H23ZM58 104L54 105V106H55L54 108H56ZM71 104H72V103H71ZM139 104H140V103H139ZM142 104H143V101H142ZM162 104H163V103H162ZM162 104H161V105H162ZM167 104H168V103H167ZM191 104H192V103H191ZM202 104H203V103H202ZM219 104L216 103L217 106H218ZM222 104H223V102H222L220 105H222ZM225 104H223V105H225ZM230 104H233V103H230V102H229V107H228V109H227V107H226V109H225L226 111L229 110V109L232 107V106L230 107ZM12 105H13V104H12ZM78 105H79V104H78ZM97 105H98V104H97ZM112 105H113V104H112ZM112 105H111V107H112ZM128 105H129V104H128ZM128 105H127V106H128ZM131 105H132V104H131ZM133 105H135V104L133 103ZM143 105H144V104H143ZM148 105H149V103L147 104V106H148ZM153 105H155V108H156V109H157V107H159V110L157 109V111H158L157 114H158V115H159V113H161L162 111H163L164 113H166L165 111H167V110H166V109L163 110L164 108L162 109V107L167 106L166 104H165L164 106L161 107L162 110H160V106H157L156 104H153ZM180 105H181V103H180L179 105H177V106L179 107ZM198 105H200V104H198ZM220 105H219L218 107H221ZM13 106H14V105H13ZM18 106H19V103H18ZM26 106H25V108H26ZM67 106H69V105H67ZM70 106H71V105H70ZM91 106H92V104L90 105V108H91ZM99 106H101V105H99ZM114 106H115V105H114ZM137 106H139V105H137ZM141 106H142V105H141ZM149 106H150V105H149ZM149 106H148V107H149ZM156 106H157V107H156ZM168 106H169V105H168ZM174 106H175V105H174ZM177 106H175V109H177V110L181 109V107L178 109ZM203 106H205V105H203ZM206 106H207V108H206V107H202V106L200 105V107H202V108H206V109L208 110L209 107H208V105H206ZM210 106H213V105L211 104ZM227 106H228V105H227ZM1 107H2V106H1ZM59 107H60V106H59ZM148 107H147V108H148ZM189 107H190V106H189ZM189 107L187 106V108H189ZM191 107H192V106H191ZM195 107H196V106H195ZM214 107H215V106H214ZM218 107H217V108H218ZM224 107H225V106H224ZM234 107H235V104L233 105L232 108H234ZM246 107H247V106H246ZM251 107H250V108H251ZM4 108H5V109H11V106H10V107H4ZM14 108H15V107H14ZM20 108L18 107V108H17V111H18ZM30 108H32V107H30ZM37 108H35L34 110H32L31 113H32V114H34V113L37 114V113H38L37 111H40V110L37 109ZM65 108H66V107H65ZM65 108H63V109H65ZM115 108H116V107H115ZM130 108H131V106H130ZM136 108H138V107H136ZM139 108H140V107H139ZM144 108H146V105H144ZM150 108L153 109L154 107H151V106H150ZM150 108H149V109H150ZM155 108H154V110H155ZM183 108H186L185 105H184ZM192 108H194V106H193ZM192 108H191V109H192ZM210 108H211V107H210ZM40 109H41V108H40ZM56 109H57V108H56ZM67 109H69V107H67ZM67 109H66V110H67ZM93 109H94V108H93ZM100 109H101V107H100ZM142 109H143V108L141 107V110H142ZM168 109L170 110V106H169ZM173 109H174V108H173ZM173 109H172V110H173ZM189 109H190V108H189ZM191 109H190V110H191ZM194 109H195V108H194ZM206 109H205V110H206ZM221 109H222V108H221ZM246 109H247V108H244V110H246ZM248 109H249V108H248ZM248 109H247V111H244L245 113L247 112L246 114H248ZM251 109H252V108H251ZM20 110H21V109H20ZM22 110H24V108H23ZM22 110H21V111H22ZM51 110H52V109H50V111H51ZM66 110H65V111H66ZM101 110H102V109H101ZM101 110H100V111H101ZM132 110H133V109H132ZM141 110H140V111H141ZM144 110H145V109H143V116H145V117H144V120H143V121L145 122V120L147 119V118H146V114H148V112H149V114H151L150 111H152V110H150V111L145 110V112L148 111L147 113H145V115H144ZM185 110H186V111H184V112H187V109H185ZM190 110H189V111H190ZM192 110H193V109H192ZM199 110H200V109H199ZM212 110H213V109H212ZM214 110H215V109H214ZM235 110H236V112H237L238 109H233V111H235ZM10 111L13 112V110H10ZM10 111H7V110H3V111H2V110H1V111H0V121H2L1 119L5 120L6 117L8 116L7 113H9ZM15 111H16V108H15ZM15 111H14V112H15ZM21 111H19V112H21ZM53 111H54V110H53ZM53 111H51V112H53ZM58 111H59V109H58ZM61 111H64V110H61V109H60L59 112L61 113ZM65 111H64V112H65ZM140 111H139V113H140ZM155 111H156V110H155ZM173 111H174V110H173ZM189 111H188V112H189ZM195 111H196V110H195ZM215 111H216V110H215ZM217 111H218V110H217ZM217 111H216V112H217ZM223 111H224V110H223ZM223 111H222L221 113H220V112H219V113L222 114ZM230 111H232V109H231ZM230 111H228V112L231 113ZM134 112H136V111H134ZM163 112H162V113H163ZM167 112L170 113V111H167ZM179 112H180V110H179ZM188 112H187V114H188ZM190 112H191V111H190ZM190 112H189V113H190ZM206 112H207V111H206ZM206 112H205V113H206ZM210 112H211V111L208 110L207 113H209V115H210ZM228 112H226L227 114L224 112V114H223L224 116H222V117L220 116V117H221L222 119L225 118V114H226V116L229 115ZM236 112H235V113L232 112L234 117L232 116V119H231V120L229 119L230 121H229V120H226V119H227V118H231V117H227V118L225 119V122H226V121H228V122H232L233 118L236 117ZM10 113H11V112H10ZM137 113H138V111H137ZM169 113H168V115H169V117L171 118V116H170ZM173 113H174V112H172L171 114H173ZM182 113H183V112H182ZM191 113H192V112H191ZM195 113H196V112H195ZM219 113H217V114H219ZM232 113H231V115H232ZM251 113H249V114L251 115ZM6 114H7V116H6ZM11 114H12V113H11ZM20 114H22V112L19 113V115H20ZM61 114H62V113H61ZM131 114H132V113H131ZM131 114H130V116H131ZM141 114H142V113H141ZM141 114H138V115L140 116ZM154 114H155V113H154ZM157 114H156V115H157ZM187 114L184 115V116H188ZM197 114H198V113H197ZM199 114H200V112H199ZM234 114H235V115H234ZM242 114H243V113H242ZM15 115H16V113H15V114L13 113V115H11V116L9 115V116H10V117H12V116L14 117ZM152 115H153V114H152ZM158 115H157V117H159ZM162 115H164V114H162ZM165 115H166V114H165ZM168 115H166V116H168ZM192 115H194V114L192 113ZM200 115H201V114H200ZM231 115H230V116H231ZM239 115H240V113H239L237 116H239ZM5 116H6V117H5ZM17 116H18V114H17ZM117 116H118V115H117ZM134 116L137 117V115H135V114H134ZM148 116H149V115H148ZM153 116H155V115H153ZM173 116H174V115H172V119H169V117H168L169 120H168V119H167V120H168V121L173 120V119H174ZM190 116H191V114H190ZM190 116H189V117H190ZM194 116H195V115H194ZM196 116H197V115H196ZM210 116H212V115H210ZM210 116H209V117H210ZM242 116H243V115H242ZM242 116H240V117H242ZM10 117H7L8 119L6 120V123L8 122V120H9ZM13 117H12V119H13ZM19 117H20V116H19ZM34 117H35V116H34ZM39 117H40V116H39ZM42 117H43V116H41V119H42ZM119 117H120V116H119ZM126 117H128V116H126ZM126 117H125V118H126ZM155 117H156V116H155ZM160 117H161V116H160ZM162 117H163V116H162ZM199 117H202V121H203V118H204L205 116L203 117V114H202V116H199ZM206 117H208V115H206ZM214 117H215V115L213 116V118H214ZM240 117H239V118H240ZM243 117H244V116H243ZM248 117H249V116H247V118H248ZM123 118H124V117H123ZM128 118H130V117H128ZM128 118H127V119H128ZM141 118H142V117H141ZM145 118H146V119H145ZM153 118H154V117H153ZM153 118H151V119H153ZM215 118H216V117H215ZM249 118H250V117H249ZM254 118H253V120L256 121V124H258V123H257L258 120H261L260 118H259L258 120L254 119ZM12 119H11V120H12ZM19 119H21V118H19ZM38 119L40 120V118H38ZM130 119H131V118H130ZM132 119H133V118H132ZM160 119H161V118H160ZM164 119H165V117H164ZM204 119H205V118H204ZM206 119H207V118H206ZM206 119H205V120H206ZM216 119H217V118H216ZM219 119H220V118H219ZM219 119H218V121H220V124L217 123L218 126L221 125V127H222V131H223L224 129L227 130V128H224L226 125H224V127H223L222 125H223L224 123L221 124V123H222V122H221L222 120H219ZM235 119H236V118H235ZM237 119H238V117H237ZM237 119H236L235 121H237ZM241 119H242V118H241ZM39 120H38V121H39ZM122 120H123V119H122ZM156 120H159V119H156ZM161 120H163V118H162ZM165 120H166V119H165ZM167 120H166V121H167ZM205 120H204V121H205ZM209 120H211V119L208 118V121H209ZM239 120H240V119H239ZM239 120H238V121H239ZM242 120H244V119H242ZM245 120H246V119H245ZM21 121H22V120H21ZM25 121H26V120H25ZM211 121H212V120H211ZM218 121H217V122H218ZM238 121H237V123L239 124V122H240L241 120H240L239 122H238ZM247 121H248V122H247V124H248V128H251V129H252V126H253V125L250 126L249 124H251V123H249V120H248V119H247ZM251 121H252V119H251ZM4 122H5V121H4ZM4 122L2 121V123H4ZM154 122H156V121L154 120ZM160 122H161V121H160ZM205 122H206V121H205ZM205 122H204V123H205ZM213 122L215 123L216 121L213 120V121H212V124H213ZM244 122L246 123V121H244ZM252 122H253V121H252ZM263 122H262V123H263ZM9 123H11V121H10ZM40 123H42V122H40ZM158 123H159V121H158ZM167 123H168V122H167ZM171 123H172V122H171ZM171 123H168V124L170 125ZM204 123H202L201 126L204 127V125H203ZM208 123H209L208 125L210 126L211 122H208ZM237 123L234 122V124H237ZM4 124H5V123H4ZM150 124H151V123H150ZM155 124H156V123H155ZM164 124L166 125V123H164ZM168 124H167V125H168ZM217 124H216V125H217ZM225 124H226V123H225ZM230 124L232 125V123H229V124H227V125H230ZM241 124H244V123H242V121H241V122H240V125H241ZM247 124H246V126H247ZM254 124H255V123H254ZM1 125H2V124H0V127H1ZM6 125H8V124L3 125L0 129H6ZM159 125L161 126V124H159ZM159 125L156 124V125H154V126L157 127V126H159ZM214 125H215V124H214ZM231 125H230V126H231ZM240 125H238V127H239ZM260 125H261V124H259V126H260ZM263 125H264V124H263ZM10 126H11V125H9V127H10ZM162 126H163V129H165V128H164V125H162ZM235 126L237 127V125H234V126H233V127H234L233 130H236V129H237V128H235ZM244 126H245V124H244ZM249 126H250V127H249ZM259 126H258V127H259ZM3 127H4V128H3ZM7 127H8V126H7ZM9 127H8V128H9ZM23 127H24V124H23ZM25 127H26V126H25ZM166 127L168 128V126H166ZM169 127H170V126H169ZM205 127L207 128V124H205ZM205 127H204V128H205ZM211 127H212V125H211ZM211 127H210V129L213 128V127H212V128H211ZM215 127H216V126H215ZM227 127H228V126H227ZM253 127H254V126H253ZM8 128H7L6 130H4V131L6 132V134H7L8 130H9V132L12 131V130H10V128H9V129H8ZM15 128H16V126H15ZM152 128H154V127L152 126ZM158 128H160V127H158ZM158 128H157V130H158ZM161 128H162V127H161ZM161 128H160V129H161ZM201 128H202V127H201ZM204 128H202L201 130L203 131ZM231 128H232V127H231ZM245 128H246V127H245ZM16 129H18V127H17ZM19 129H20V128H19ZM154 129H156V128H154ZM154 129H153V130H154ZM210 129H209V130H210ZM213 129H214V128H213ZM213 129H212V130H213ZM251 129H250V130H251ZM209 130H207V131H209ZM212 130H211V131H212ZM218 130H219V129H218ZM226 130H225V131H226ZM228 130H230L229 127H228ZM231 130H232V129H231ZM231 130H230V131H231ZM233 130H232V131H233ZM242 130H244V128L242 129V127H241V131H242ZM0 131H1V130H0ZM13 131H14V128H13ZM21 131H22V129H21ZM158 131H159V130H158ZM158 131H156V132H158ZM160 131H161V130H160ZM204 131L206 132V130H204ZM204 131H203V132H204ZM219 131H220V130H219ZM222 131H220V132H222ZM232 131H231V132H232ZM241 131H238V130H237L236 133H235V131H233V132H234L235 134H237L238 137H239V138L237 137L238 139L236 138V139H237L236 142H235V141H234V142H233V141L230 142L231 140H234V139H233L232 136L229 135V133H228L229 131L226 132L227 134L224 133V131H223V133H219V132H217L216 135H212L211 137H208V139H206L205 142L208 144L209 147H212V148H215L216 145H221V146H220V149H221V151H222V154H221L220 156L225 157V159H228V158H234V159H233V164H234V165H238V166L242 165V167H243V164H244V162H245L246 159H247L248 161H252V160H254L255 156L257 155V153H258V151H259V150H257L258 147H259V143H257V140H259V139L263 140V139H264V138H263L264 135L261 134V133L250 134L249 132H251L252 130H251V131L247 130V131H249V132H246V133H248V134H239V133H242V132L244 133L245 130L242 131V132H241ZM2 132H3V131H1V133H2ZM9 132H8V133H9ZM15 132H18V130L15 131ZM19 132H20V130H19ZM209 132H210V131H209ZM215 132H216V131H215ZM231 132H230V133H231ZM233 132H232V133H233ZM99 133H100V132H99ZM218 133H219V134H218ZM251 133H252V132H251ZM4 134H5V133H3V135H4ZM9 134L11 135V133H9ZM9 134H8V135H9ZM210 134H211V133H210ZM213 134H214V131H213ZM3 135H2V136H3ZM10 135H9V136H10ZM12 135H14V134L12 133ZM99 135H100V134H99ZM231 135H233V134H231ZM2 136L0 135V137H2ZM5 136H6V135L3 136V137H4V140H6L5 138L7 137V136H6V137H5ZM59 136H60V135H59ZM72 136H73V135H72ZM82 136L84 137V134L81 135V137H82ZM233 136H234V135H233ZM3 137H2V138H3ZM62 137H63V136H62ZM74 137H75V136H74ZM74 137H73V138H70V139H74ZM78 137H80V136H78ZM78 137H77V138H78ZM85 137H86V136H85ZM235 137H236V136H234V138H235ZM11 138H12V136H11ZM11 138H10V139H11ZM57 138L59 139L60 137H56V139H57ZM63 138H64V137H63ZM63 138H62V139H63ZM68 138H69V136H68ZM7 139H8V138H7ZM47 139H48V138H47ZM49 139H51V138H49ZM52 139H53V138H52ZM52 139H51V141H52ZM54 139H55V138H54ZM62 139H60V140H62ZM96 139H97V138H96ZM99 139H100V138H99ZM101 139H102V138H101ZM200 139H201V137H200ZM202 139H203V138H202ZM1 140H3V139L0 138V141H1ZM45 140H46V139H45ZM75 140H77V139H75ZM253 140H255V141L252 142ZM6 141H7V140H6ZM46 141H47V140H46ZM48 141H49V140H48ZM48 141L46 142L47 144H48ZM53 141H55V140H53ZM58 141H59V140H58ZM99 141H100V140H99ZM99 141H98V142H99ZM102 141H103V140H102ZM201 141H202V140H201ZM201 141L198 140V142H201ZM44 142H45V141H44ZM55 142H57V141H55ZM55 142H54V144H56ZM60 142H62V141H60ZM202 142H204V141H202ZM0 143H1V142H0ZM33 143H34V142H33ZM33 143H32V144H33ZM36 143H37V142H36ZM38 143H39V142H38ZM40 143H41V142H40ZM76 143H77V142H76ZM81 143H82V142H81ZM81 143H80V144H81ZM84 143H85V142H84ZM84 143H83V144H84ZM44 144H45V143H44ZM44 144H43V146H45ZM49 144H50V146H52L53 143H49ZM49 144H48V145H49ZM58 144H59V143H58ZM65 144H66V142H65ZM65 144H64V145H65ZM77 144H78V143H77ZM80 144H79V145H80ZM96 144H97V142H96ZM33 145H35V144H33ZM33 145H32V146H33ZM38 145H39V144H38ZM38 145L36 144V146H38ZM41 145H42V144H41ZM41 145H40V146H41ZM48 145H46V146L43 147L42 149H45V148L47 149V148H48V147H47ZM59 145H60V144H59ZM67 145H68V144H67ZM50 146H49V147H50ZM56 146H58V145L56 144ZM60 146H61V145H60ZM53 147H54V146H53ZM65 147H67V146H65ZM113 147H115V145H114ZM36 148H40V147L38 146V147H35L34 149H36ZM51 148H52V147H51ZM51 148H48V149H51ZM55 148H56V147H55ZM55 148H53V149H51V150H55ZM61 148H62V147H60V149H61ZM117 148H118V147H117ZM261 148H262V147H261ZM0 149H1V146H0ZM32 149H33V148H32ZM32 149H31V151H32ZM57 149H59V148H57ZM57 149H56V150H57ZM113 149H115V148H112V150H113ZM36 150H38V149H36ZM40 150H41V148H40ZM40 150H38L39 153H40ZM99 150H102V149H99ZM119 150H120V148H119ZM213 150L216 151L215 149H213ZM31 151H29V153H31ZM34 151H35V150H34ZM34 151H32V152H34ZM38 151H36V152H38ZM41 151L43 152V150H41ZM114 151H115V153H116L118 150H117V151L114 150ZM42 152H41V154H42ZM54 152H55V151H54ZM57 152H59V150H58ZM57 152H55V153H57ZM119 152H120V151H119ZM50 153H53V152L50 151ZM55 153L52 155L53 158H54V155L56 156ZM59 153H60V152H59ZM113 153H114V152H113ZM9 154H10V153H9ZM33 154H34V153H33ZM35 154H36V153H35ZM35 154H34V155H35ZM41 154H39V155H41ZM57 154H58V153H57ZM116 154H117V155H120L121 153H120V154L116 153ZM263 154H264V153H263ZM36 155H37V154H36ZM36 155H35V156H36ZM39 155H38V156H39ZM65 155H66V153H65ZM244 155L246 156L245 160H244V158H243ZM11 156H12V155H11ZM27 156H29V154H27ZM38 156H37V157H38ZM42 156H44V155H42ZM42 156H41V160H42V158H44V159L46 158V157H42ZM45 156H46V155H45ZM48 156H49V155H48ZM48 156H47V157H48ZM52 156H51V158H52ZM1 157H3V156H1ZM4 157L6 158V155H5ZM4 157H3V159H4ZM7 157H8V160L6 159L7 162H6L5 160H4V161H5L6 163L9 164V163H10L9 160H11V159H9V158H10V155H9V156L7 155ZM32 157H33V156H32ZM39 157H40V156H39ZM114 157H116V156H114ZM117 157H118V156H117ZM119 157H120V156H119ZM33 158H34V157H33ZM256 158H257V156H256ZM256 158H255V159H256ZM36 159H37V158H36ZM39 159H40V158H39ZM44 159H43V160H44ZM49 159H50V158H49ZM105 159H106V157H105ZM0 160H1L0 163L3 164V160H2L1 158H0ZM46 160H48V159H46ZM65 160H66V159H65ZM67 160H68V159H67ZM117 160H118V159H117ZM51 161H53V159H51ZM119 161H120V160H119ZM38 162H39V161H38ZM40 162H41V161H40ZM64 162H65V161H64ZM64 162H63V163H59V164H67V163H64ZM67 162H68V161H67ZM34 163H35V164H34ZM34 163H33L34 166L37 167V166H36V161H35V159H34ZM43 163H45V161H44ZM116 163H117V162H116ZM118 163H119V162H118ZM31 164H32V163H31ZM31 164H30V165H31ZM39 164H40V163H39ZM41 164H42V163H41ZM45 164H47V163H45ZM51 164H52V162H51ZM75 164H77V163H75ZM78 164H79V163H78ZM78 164H77V165H78ZM100 164H101V163H100ZM112 164H113V163H112ZM246 164H247V162H246ZM246 164H244V165H246ZM4 165H6V164L4 163ZM53 165H54V164H53ZM55 165H56V164H55ZM55 165L52 166V167L55 168ZM118 165H119V164H118ZM121 165H122V164H121ZM2 166H3V165H2ZM6 166H7V165H6ZM19 166H20V165H19ZM31 166H33V165H31ZM40 166H41V165H40ZM60 166H63V168H66V165H65V167H64V165H60ZM67 166H68V165H67ZM75 166H76V165H75ZM78 166H80V165H78ZM106 166H107V165H106ZM0 167H1V166H0ZM28 167H30V166L28 165ZM35 167H34V169H35ZM38 167H39V166H38ZM38 167H37V169L44 168V166H43V167L41 166L40 168H38ZM246 167H248V166H246ZM253 167H254V166H253ZM4 168H5V167H3V169H4ZM16 168H18V166H17ZM16 168H15V169H16ZM77 168H78V167H77ZM116 168H117V167H116ZM244 168H245V167H244ZM10 169L12 170V168H10ZM15 169H14V170H15ZM18 169H19V168H18ZM29 169H33V168L30 167ZM37 169H36V171H37ZM58 169H60V168H58ZM0 170H1V169H0ZM4 170H5V169H4ZM8 170H9V169H8ZM52 170H53V169H52ZM61 170H62V169H61ZM67 170H68V169L66 168V171H67ZM117 170H118V169H117ZM6 171H7V169H6ZM55 171H56V170H54L53 172H55ZM63 171H64V170H63ZM63 171H62V172H63ZM245 171H246V170H245ZM1 172H2V173H1ZM1 172H0V175H4V173H6V175H10V177H11V175H12V173H11L12 171H10V174H8L9 172H3V171H1ZM15 172H17V169L13 172V173H14L13 175H15ZM37 172H38V171H37ZM49 172L51 173L52 171H49ZM56 172H59V170H57ZM62 172H60L61 175H62ZM114 172H115V171H114ZM259 172H260V169H259L258 173H259ZM50 173H49V175H50ZM70 173H71V172H70ZM34 174H35V173H34ZM34 174H31V175H34ZM39 174H40V172H39ZM39 174H38V175H39ZM52 174H53V173H52ZM63 174H64V173H63ZM68 174H69V173H68ZM118 174H119V173H118ZM13 175H12V176H13ZM40 175L42 176V174H40ZM40 175H39L38 177H41ZM56 175H60V174L57 173ZM17 176H18V175H17ZM17 176H16V178H17ZM26 176H27V175H26ZM26 176H25V177H26ZM47 176H48V175H47ZM53 176H55V175H53ZM62 176H63V175H62ZM62 176L60 177V179L62 178ZM64 176H65V174H64ZM64 176H63V179H62V180H65V179H66V176H65V178H64ZM30 177H31V176H30ZM30 177H29V179L31 180ZM33 177H35V175H34ZM50 177H51V175H50ZM57 177H58V176H57ZM0 178H1V177H0ZM8 178H9V176H8ZM13 178H14V177H13ZM13 178H12V179H13ZM51 178H52V177H51ZM51 178H50V179H51ZM54 178H55V177H54ZM18 179H19V178H18ZM25 179H26V178H25ZM27 179H28V178H27ZM34 179H35V178H34ZM34 179L32 178V180H34ZM44 179H45V181L47 182L46 179H49V178H48V177L46 178V176H45ZM115 179H116V177H115ZM117 179H118V178H117ZM6 180H7V179H6ZM55 180H57V179L55 178ZM62 180H60V182H62ZM0 181H1V180H0ZM7 181H8V180H7ZM48 181H49V180H48ZM57 181H58V180H57ZM79 181H80V180H79ZM118 181H119V180H118ZM1 182H2V181H1ZM26 182H28V180H27ZM34 182H35V181H33V183H34ZM49 182H50V181H49ZM6 183H7V182H6ZM14 183H15V182H14ZM29 183H30V182H29ZM29 183H28V186H29ZM53 183H54V182H53ZM55 183H57V182H55ZM12 184H13V182H12ZM21 184H22V183H21ZM26 184H27V183H26ZM26 184H25V185H26ZM30 184H32V183H30ZM59 184H60V183H59ZM55 185H56V184H55ZM57 185H58V184H57ZM61 185H62V183H61ZM7 186H8V185H7ZM18 186H20V184H19ZM23 186H24V185H23ZM23 186L21 185L20 187L23 188ZM68 186H69V185H68ZM75 186H76V184H75ZM25 187H26V186H25ZM73 187H74V186H73ZM10 188H11V186H10ZM64 188H66V187H64ZM70 188H71V187H70ZM77 188H78V187H77ZM14 189H16V190H14L15 193H14L13 191H12V192L18 196V193H20L21 191L17 193L16 191H18V190H17L18 188H14ZM79 189H80V188H79ZM0 190H1V189H0ZM34 190H35V189H34ZM37 190H38V189H37ZM40 190H41V189H40ZM40 190H39V192H40ZM63 190H64V189H63ZM68 190H69V189H68ZM66 191H67V190H66ZM77 191H78V190H77ZM2 192H4V190H2ZM5 192H6V191H5ZM5 192H4V193H5ZM12 192L9 191L8 193H10V194L12 195V194H13ZM29 192H30V191H29ZM37 192H38V191H37ZM37 192H36V193H37ZM42 192H43V191H42ZM4 193H3V194H4ZM8 193H6V194H8ZM23 193H24V192H23ZM25 193H26V192H25ZM25 193H24V194H25ZM31 193H33V191H32ZM45 193H46V192H45ZM0 194H1V193H0ZM3 194H1V197L3 196ZM6 194H4V195H6ZM14 194H13V195H14ZM80 194H81V193H80ZM11 195H9V196H11ZM19 195H20V194H19ZM29 195H30V194H29ZM32 195H33V196H30V200L32 199L31 197H36V194H35V196H34V193H33ZM41 195H42V197H43L44 194H41ZM41 195H39V193H38V195H37V196H38L37 199H38L39 196H41ZM7 196H8V195H7ZM9 196L7 197L8 200H9ZM21 196H23V194H21ZM25 196H28V195L25 194ZM76 196H77V195H76ZM76 196H75V197H76ZM81 196H82V194H81ZM5 197H6V196H5ZM75 197H74V198H75ZM7 198H6V199H7ZM11 198L14 199V198H17V197H12V196H11ZM19 198H21V199L24 200L23 197H19ZM28 198H29V197H27V199H28ZM6 199H5V200H6ZM34 199H35V198H34ZM75 199H76V198H75ZM75 199H74L73 201H75ZM78 199H79V198H78ZM2 200H4V199H2ZM8 200H7V201H8ZM17 200H18V198H17ZM25 200H26V198H25ZM30 200H29V202H28V201H27V202H28V203H31ZM35 200H36V199H35ZM71 200H72V199H71ZM71 200H70V201H71ZM80 200H81V199H80ZM7 201H6V202L4 201L3 203H8V204H9L10 201H11V199H10L8 202H7ZM13 201H15V199H14ZM13 201H11V202H13ZM18 201L21 202L20 199H19ZM0 202H2L1 199H0ZM16 202H17V201H16ZM27 202H25V203L27 204ZM32 202H33V201H32ZM3 203H2V204H3ZM23 203H24V201H23ZM13 204H14V203H13ZM20 204H21V203H20ZM70 204H71V202H70ZM107 204H108V203H107ZM109 204H110V203H109ZM3 205L6 206V207L1 208V209H4L5 211H1V209H0V235H1V237H0V241H1L2 239H4L5 236H7L9 233H13V232L11 231V229H12L15 225H14V222L11 224L10 221H9L10 213H11V212H14L15 215L17 214L16 216H19V215L21 214V211H24V210H21V209H20V210H17V209L15 210V208L13 209V207H15V205H13V207L11 206L12 208H11L10 210H8V208H7L8 206L5 205V204H3ZM17 205H18V204H17ZM66 205H67V204H66ZM84 205H85V203H84ZM84 205H83V206H84ZM102 205H103V204H102ZM104 205L106 206V204H104ZM9 206H10V204H9ZM18 206H20V205H18ZM22 206L24 207L25 205H22ZM29 206H30V204H29ZM33 206H35V205H33ZM68 206H69V202H68L67 207H68ZM113 206H114V205H113ZM0 207H1V205H0ZM2 207H3V206H2ZM23 207H20V208H23ZM30 207H31V206H30ZM86 207H88V206L86 205ZM101 207H102V206H101ZM106 207H108V206H106ZM106 207H104V208H106ZM111 207H112V205H111ZM25 208H27V207H25ZM114 208H115V207H114ZM18 209H19V207H18ZM37 209H38V207H36L35 210H37ZM84 209H85V211H86V208H84ZM87 209H88V208H87ZM100 209H101V208H100ZM108 209H109V207H108ZM112 209H113V208H112ZM25 210H26V209H25ZM88 210H90V209H88ZM101 210H102V209H101ZM19 211H20V213H19ZM81 211H82V210H81ZM90 211H91V210H90ZM92 211H93V209H92ZM98 211H99V210H98ZM105 211H106V210H105ZM112 211H113V210H112ZM17 212H18V213H17ZM83 212H84V211H83ZM88 212H89V211H88ZM103 212H104V211H103ZM103 212H102V214H103V218H102V219H97V220L93 221L92 223H94L95 225H92V227H91V224H90V227H91V228L94 229V227H95V230L91 233V235L93 234V236H92V238H93V239H92V240H93V243H92V240L90 241L88 237L82 236L83 234H85L84 231H86L87 229H86V230H83L82 228H81L82 230L79 229V230H81V232H80V234H79L80 236H78V240H79V239H80V240L82 239L83 241L86 242V241H87L86 239H88L93 245H95V244H98V242L101 240L100 237H101V234H102L103 231L105 232L104 234H106V233H109V234H110V233H113L114 231H116L115 229H108V228H105V226H107L108 224L104 225V223H107L106 220H108V216H109V215H107V213L104 214ZM110 212H111V209H110ZM81 213H82V212H81ZM82 214H85V215H86V213H82ZM108 214H109V213H108ZM26 215H27V214H26ZM87 215H89V214H87ZM87 215H86V217H88ZM90 215H91V213H90ZM23 216H24V215H23ZM84 217H85L84 215H80V216H77V217H75V218L72 217L73 219L71 218V219L67 220V222H69L70 225H71V223H73V224H74V223H77V224H78V223H79V224H83V226L85 227V224H84V223L87 222V221H86L87 218H86V217L84 218ZM20 218H21V217H20ZM27 218H28V216H27ZM30 218H32V217H30ZM63 218H64V217H63ZM90 218H91V216H90ZM22 219H23V217H22ZM22 219H21V222H22ZM56 219H57V218H56ZM60 219H61V218H60ZM67 219H68V218H67ZM88 219H89V218H88ZM88 219H87V220H88ZM28 220H29V219H28ZM64 220H65V219H64ZM134 220H136V219H132L131 221H134ZM25 221H26V220H25ZM25 221H24V222H25ZM50 221H51V220H50ZM65 221H66V220H65ZM65 221H64V222H65ZM89 221H91V220H89ZM89 221H88V223H90ZM18 222H19V221H18ZM21 222H20V223H21ZM35 222H36V221H35ZM35 222H34V223H35ZM57 222H58V221H57ZM61 222L64 223L63 220H61ZM61 222H60V223H61ZM67 222H66V224H67ZM58 223H59V222H58ZM58 223H57V224H58ZM193 223H194V222H193ZM15 224H16V223H15ZM16 225H18V224H16ZM54 225H55V224H54ZM54 225H53V226H54ZM86 225H87V223H86ZM56 226H57V227H58V226L61 227L60 224H59V225H56ZM66 226H67V225H66ZM66 226H65V227H66ZM80 226H81V225H80ZM83 226H82V227H83ZM96 226H97V227H96ZM59 227H58V228H59ZM67 227H68V226H67ZM84 227H83V228H84ZM90 227H89V229H90ZM17 228L19 229L18 226H17ZM62 228H63V227H62ZM78 228H80V227H78ZM78 228H77V229H78ZM87 228H88V227H87ZM49 229H50V228H49ZM51 229H52V228H51ZM93 229H92V230H93ZM66 230H67V229H66ZM66 230H65V231H66ZM92 230H91V231H92ZM110 230H111V231H110ZM71 231H72V230H71ZM73 231H74V229H73ZM75 231H76L75 234H77V231H78V230H76V228H75ZM94 232H95V233H94ZM39 233H40V234L37 235V236H35V237L31 235V237H34V238H31V237H30V238H31L32 240L34 239V242L38 241V240L42 237V236H40V235H41V232H40V231H39ZM70 233H71V232H70ZM87 233H90V231L87 232ZM128 233H129V232H128ZM128 233H124V234H123V233H121V231H120V232H119V239L117 240V237H113L112 239L109 240V241H110V244H109L108 246H106L105 248L102 249V251H105V252H107V253L109 254L110 251L107 250L108 247L111 246L115 240H117L116 243H115V247L118 249V255L114 256L113 259H111V260H107V259L105 258V257H107V256H100L99 258H96V259H97V260H96V264H139V263H136V262H143V263L145 264V261H143V260H144V257H143L142 254L134 253V252L128 250L126 247L129 246V245H134V244H138V245H140L139 242H140L143 238H145L146 234H141L140 237H139L138 239H133V238H132V235H133L134 233H130L129 236H128V238H127V240H126V242H125L123 238H125V236H126ZM35 234H36V233H35ZM35 234H33V235H35ZM37 234H38V233H37ZM67 234H68V232H67ZM75 234L73 233V236H74ZM29 235H30V234H29ZM61 235H62V234H61ZM70 235H71V234H70ZM89 235H90V234H89ZM27 236H28V235H27ZM109 236H110V235H109ZM62 237H63V235H62ZM89 237H90V236H89ZM56 238H57V237H55V239H56ZM68 238H70V236H69ZM26 239H27V238H26ZM26 239H25V240H26ZM60 239H61V238H60ZM62 239H63V238H62ZM62 239H61V240H62ZM98 239H100V240H98ZM61 240L59 241L60 243L63 242V240H62V241H61ZM75 240H76V239H75ZM26 241H27V240H26ZM68 241H69V240H68ZM70 241H71V242H74V241L71 240V238H70ZM101 241H102V240H101ZM209 241H210V240H209ZM57 242H58V241H57ZM65 242H66V241H65ZM166 242H167V241H164V242H162V244H163V243H166ZM171 242H175L176 245L179 244V243H181V242H179V240H172ZM206 242H207V241H206ZM206 242H205V243H206ZM32 243H33V242H32ZM68 243H69V242H68ZM91 243L89 244V247H88V248H90V245H92ZM94 243H95V244H94ZM61 244H62V243H61ZM168 244H169V243H167V244H165V245H168ZM28 245H30V244H28ZM28 245H27V246H28ZM67 245H68V244H67ZM80 245H81V244H80ZM93 245H92V246H93ZM165 245H164V246H165ZM206 245H207V243H206ZM16 246H17V245H16ZM16 246L13 245V248H15ZM31 246H34V245H31ZM36 246H39V244H36ZM65 246H66V244H65ZM65 246H63V247H65ZM72 246H73V245H72ZM74 246H76V244H75ZM29 247H30V246H29ZM34 247H35V246H34ZM34 247H33V249H34ZM41 247H43V246H41ZM67 247H68V246H67ZM67 247H66V251H67ZM77 247H78V246H77ZM83 247H85V249H86V246H85V245H84ZM25 248H26V247H25ZM27 248H28V247H27ZM93 248H95V247L93 246ZM93 248H91V251L89 252V254L92 252V250H93V253H95ZM100 248H101V247H100ZM142 248L147 249V246H142ZM29 249H30V248H29ZM46 249H47V248H46ZM62 249H63V248H62ZM64 249H65V248H64ZM77 249H78V248H77ZM208 249H209V248H208ZM23 250H24V248H23ZM23 250H21V252H22L23 254L26 253V251L24 252ZM31 250H32V249H31ZM82 250H83V249H82ZM100 250H101V249H100ZM47 251H48V250H47ZM58 251H59V250H58ZM66 251H65V252H66ZM68 251H69V250H68ZM76 251H77V250H76ZM79 251H80V250H79ZM84 251H86V250H84ZM27 252H28V251H27ZM34 252H35V251H34ZM63 252H64V251H63ZM77 252H78V251H77ZM49 253H52V252H49ZM53 253H54V252H53ZM56 253H58V252H56ZM68 253H69V252H68ZM70 253H72V252H70ZM78 253H79V252H78ZM83 253H84V252H83ZM86 253H88V251H87ZM99 253H100V252H99ZM81 254H82V253H81ZM182 254H183V252H182ZM73 255H74V254H73ZM77 255H78V254H77ZM85 255H87V254H85ZM93 255H94V254H93ZM111 255H112V254H111ZM65 256H66V255H65ZM65 256H64V257H65ZM82 256H83V255H82ZM89 256L92 257L91 254H90ZM96 256H97V255H96ZM159 256H160V254L155 255V260H154V261H159V264H160V259H158ZM26 257H27V256H26ZM70 257H71V256H70ZM78 258H79V257H78ZM81 258H82V257H81ZM92 258H94V256H93ZM62 259H63V257L60 258V260H62ZM87 259H88V261H90V260H89L90 258H86V259H84V257L82 258L81 261H82V262H83V261L86 262ZM177 260H178V258L176 257V258L174 259V262H176ZM62 261H63V260H62ZM65 261H66V259H65ZM67 261H68V260H67ZM72 261H73V260H72ZM78 262H79V261H78ZM85 262H84V263H85ZM93 262H94V261H92V263H93ZM88 263H89V262H88ZM88 263H87V264H88ZM69 264H70V263H69ZM79 264H80V263H79ZM81 264H83V263H81ZM152 264H153V263H152ZM231 264H232V263H231Z\"/></svg>",
  "mask_w": 264,
  "mask_h": 264
}]
</instances>
